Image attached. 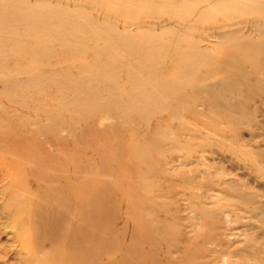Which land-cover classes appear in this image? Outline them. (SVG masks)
Instances as JSON below:
<instances>
[{"label":"rangeland","instance_id":"1","mask_svg":"<svg viewBox=\"0 0 264 264\" xmlns=\"http://www.w3.org/2000/svg\"><path fill=\"white\" fill-rule=\"evenodd\" d=\"M50 1H53V2H55V1L56 2L57 1L63 2L64 1L63 2L64 5L66 7H68L69 9H77L76 7H78V9L80 8V10L83 13H86L87 16H85V17L81 16V18L79 19L80 21H83V22H79L78 19H74V18L70 17V19L72 18L71 22H73L71 24V26H72V28L74 27L72 29V31L74 29H76L75 28V26H76L78 32H75V30L73 31L76 33V35L73 36L74 38H72L73 39L72 41L69 37V39H68L69 41L65 40L64 42H61V43H65L67 41L68 44L69 43L70 44L76 43L75 40H77L79 37H81V38H79L81 40L80 41L78 40L80 43L78 41L77 42L80 44V48H86V49H88V48L90 49L89 45L93 47V44H92L93 41H89V39L92 38L93 35L98 34V35H100V38H101L106 33L105 30L100 27V21L103 18V12H104V15L109 14L108 17H110V19L107 17V21L110 22L111 24L116 23L114 25H116L119 28H122L124 25L123 23H126V22H132V23L136 22L132 26V29H134V30H136V28H138V25L143 27V24L149 23L148 25L145 24V26L146 27L148 26L147 29H149L150 31L157 32V34H156L157 36H154L152 38L149 36H147L148 38H146V37L141 38L140 37L141 40H143L144 42L146 39H147L146 41H148V40L154 41L156 38H157L156 40L160 39V41L171 40L172 36L170 34H166V35L164 34V36H162V38H164V39L161 40V36H158L159 33H158V31H156L157 28H160L163 25V23H165V22L168 25L171 24V25L175 26V24H177L176 20H178L180 22L183 19L182 18L183 15L186 14V18L188 21L183 22V23H185L186 26H182V25L178 24V25H176V27L177 26H179L180 28L182 27V29H181L182 32L183 31L187 32V33L183 32L185 35L187 34V37L185 36L186 39L196 38V37H197V39L203 38L201 40L204 43L202 42L201 45H203V46L201 48H204V46L206 47L207 45L209 46V43H211V46L207 47L208 51L210 52L208 59L213 58L212 57L213 54L215 56L217 55V52H214L212 49V47L214 46V43L216 42V39H212V36L213 35L216 36L218 34H225L231 30L236 29L234 27V28H225V29H222L220 31H214V28L217 25H220L224 21L225 18L226 19L228 18L227 19L228 21L225 19V22L229 23V24L244 23V24L240 25L239 27L243 29L244 35H248V34L250 36L252 35L251 37H252V40H254V41H257V37H256L257 33L253 32L254 31L253 26L256 24V25H260L261 27H264V0H257V1L252 0V2H250V0H248L249 2L247 0H245V1H243L244 3L239 4L230 10H224L222 12L215 5L211 6V4H209V3L203 2V6H202L201 5L202 2L192 1L196 5L195 6L193 3H191L189 1L191 4H189L187 2L186 3L187 5H185V6L183 5L186 9L182 6V7L175 9L174 11H171V12L167 11L174 18H172L171 16L170 17L168 16L169 18L165 17L166 19L164 18V16L167 13H166V10H164V9L159 10V11L156 8L155 9L157 11L153 8H151L152 10L149 8V9L144 10V11H142L140 9H138V10L134 9L133 10L132 6L134 7L136 5L135 0H129V1L127 0V2H126V0L125 1L119 0L120 3L117 0H114L115 2L113 0H111V3H109V5L110 4H112V5L110 7L111 8H114V6H115V8L119 7L118 9H120V10H117V11H113V9H111L109 7L108 1H110V0L105 1L107 3V4L105 3L107 7L104 6L105 4H104V2H102V0H99V5L97 2L98 0H87V1H89V5H88V2H86L85 0H76L77 2L73 0L74 4H72L73 3L72 0H71V2H69L70 0H50ZM66 1H68V2H66ZM93 1H95V3ZM131 1L133 4H131ZM151 1H154V0H151ZM75 2H76V4H75ZM82 2L84 4H82ZM63 3H61V4H63ZM79 3H80V5H79ZM246 3H248V4H246ZM126 4L129 6L132 5L131 10L133 12V15L130 16V14H127V11L131 12V10H128L130 7L127 6ZM73 5H75V6H73ZM77 5H79V6H77ZM92 5L95 7L90 8V7H93ZM100 5H102V6H100ZM138 5L139 4H137L136 6H138ZM209 5L211 6L210 7L211 11L209 8H207V7H209ZM98 6H100L101 9ZM121 6H124V7H121ZM189 6H190V9H189ZM238 6H239V8H238ZM247 6H249V7H247ZM121 8H123V9H121ZM125 8H126V12H125ZM215 8H217V9H215ZM235 8H236V12H235ZM92 9H94V11ZM213 9H215V10H213ZM149 10H151V11H149ZM202 10H204L203 13L201 12ZM206 10H208L207 11L209 13V14L207 13L208 15L205 14ZM216 10H218V12ZM96 11L99 12V14ZM186 11H187V13H186ZM190 11L192 13L194 11V13L192 14ZM237 11H238V13H237ZM93 12H96V14ZM159 12L161 13V15L163 14L164 16L162 15L163 17H161ZM162 12H164V13H162ZM142 13H144V14H142ZM147 13L151 14V19H146L148 17H144L147 15ZM215 13H216V15H215L216 17L214 16ZM218 13H219V15H217ZM241 13L242 14L245 13V14L242 15ZM155 14H156V16H155ZM172 14H174V15H172ZM157 15H158V17H157ZM167 15H169V14H167ZM190 15H191V18H190ZM203 15H206V16H203ZM94 16H96V17H94ZM147 16H150V15H147ZM154 16H155V18H153ZM177 16H180V18L179 17L178 18L181 20H179L177 18ZM236 16H238L239 18ZM137 17H138L139 22L136 20ZM197 17L202 18V21L204 23L196 20ZM129 18H130V20H128ZM216 18H220V21H219V19H216ZM111 19H114V20L111 21ZM140 19H142V21ZM192 19H193V21H192ZM204 19L206 20V22ZM76 21H78V23ZM84 21H85V23H84ZM171 21H173V22L171 23ZM209 21H212V22L210 23ZM137 22L138 23L141 22V23L138 24ZM215 22L217 25L215 24ZM79 23H81V24H79ZM150 23H151V25H150ZM136 24H137V26H136ZM187 24H191V25H187ZM198 24L200 27L198 26ZM202 24H204V25L202 26ZM90 25H91V28H93V29L90 28ZM93 25H95L97 32H95L96 30H95ZM128 25H130V24H128ZM81 26H82V28H81ZM145 26L143 28H146ZM154 26L156 28H154ZM78 27H79V29H78ZM185 27L187 30L190 29L191 32L187 31L185 29ZM187 27H190V28L188 29ZM244 27H246V28L244 29ZM192 28L194 29L195 32L194 31L192 32V30H193ZM197 28L201 31H199L198 35L194 36L198 32ZM82 29H84V30H82ZM68 30L71 31L70 29H68ZM68 30H67V32H68ZM82 31L86 32L85 37H84V32H82ZM81 32H82V34H81ZM89 32H91V34H89ZM99 32H100V34H99ZM189 33H190V35H189ZM167 35H170V36H167ZM82 36H83V39H82ZM199 36H201V37H199ZM140 38H138L139 40L138 39L137 40L141 41ZM53 43H55V44L58 43V45L60 44V42H53ZM53 43L52 44L49 43L47 45L48 46L47 48H50L49 50H51V52H57L58 50H59L58 52H60L61 47H58L57 45H55V47H54ZM70 44H69V46H70ZM60 45L62 46L63 44H60ZM82 45H83V47H82ZM51 47H52V49H51ZM78 47H79V45H78ZM53 48H56V49L58 48V50L53 49ZM69 51H71V50H69ZM89 51L90 50H88V53H87L84 51H78V49H76L75 54L80 52V53H78V55L77 54L75 55L74 53H72V55H71L70 52H67L66 54L64 53L65 55H63L62 58H60L62 56V55H60V57L57 58L59 60L58 61L59 63L57 64L55 69H53V64L57 59L53 55L52 56L55 58V60L52 59L53 57L51 55H48V56H50L52 58H49V57L47 58V56L46 57L43 56L42 58H39L36 61V59H31L30 56H27V58H26L25 54H20L18 57L15 56L10 61H8L10 66L16 65L18 68L20 67L19 69L22 72L26 73V76L28 77V79L30 77L36 78L38 76L37 81H40V84L39 85L33 84V85L27 86L26 82L28 79L22 73L23 76L20 80H18L17 83H16V81L15 82L12 81V84L13 85L15 84L14 86L16 88L11 85L12 89L10 88L7 92L3 91L0 88V93L1 94L3 93L2 95H0V100H1L0 101V107H1L0 108V166L2 165L1 167L5 168V169L0 168V264H35V263L36 264H42V262L44 264H123V263L124 264H176V263L177 264H182V263H184V264H202L206 259H203V258L201 259V257L203 255L205 256V254L202 255L200 253L201 252L203 253V250H204V253H206V251L211 247L210 244L213 241L219 242V240L221 241L223 239L221 242L225 241V246L230 247V244H227L226 241H227V238H229L227 236H229L231 234V232H232V234L235 235L234 237H237L234 239V241L238 240V242H235L233 249L235 248L234 250L236 251L239 248L238 250L241 252V254L243 252H245L242 250V249L245 250V248L242 247V244L245 243V240H244L245 237L243 236V235H245V233L246 234L249 233L252 235V233L254 232L253 235L257 234L255 236H258L261 239H264V232H261V231H264V222H263L264 221V209H262V210L260 209V208L264 207V121H263L264 120V114H263L264 108L261 109L263 104H264V103L261 104V102H262L261 97H264L263 96L264 92H262V90L264 89V84H263V82H264V75L263 74L264 73H262V72H264V61H263L264 60V48H263V54L260 56L259 55L257 56V54L253 53V58H255V57L261 58V59H256V60H259V61H257V63H252L250 65H248V63H246V67L243 68V70H244L243 75L240 74V76H239L240 78H238V80L240 79V82H241V80L243 82L240 83L238 81H235L234 83H232V85L230 84L231 86H228L229 87L228 89L226 88L223 91V93H221V94H223V96L226 95V97H229L230 99L223 97L221 94H217V93L210 92V91H208V93H206V95H205L206 99H207V95H208V99H210L211 102L209 100H205V104H204L205 113L204 114H207L210 117L204 115L203 116L204 119H203V117H199L200 115L197 114V112H199L198 111L199 110L198 108L200 105L199 101H201V104H203L204 99L202 102V98H200L201 96L200 95L198 96L197 92H195L194 86L192 88L193 83L195 84L200 79L199 71H195V72L191 73V75L188 77L190 81L186 77H184L181 80L182 82H185L187 84V86L185 88L181 89L179 91L180 93H178V95L183 93V95H180L183 98V100H185V98L189 97V95H190L192 101L188 98V99H186V102L188 100H190L188 102H192V105L194 103L195 104V106H193L194 108L192 107L191 103L190 104L188 103L191 107L187 103H186V105H185L186 107H185L184 101H182L183 103L182 102L175 103V102L171 101L169 103H171V104L174 103L172 105L173 106L175 105L174 108H176V109H172L173 106H171V104H169V103L166 104L167 105L166 108H163L164 106L161 105L162 109L160 106H159L160 107V109H159V107L157 106L158 105L157 101H159V99L158 100H156V99H157V97L160 98V96H156V93H158L161 89L159 87L160 84H158L155 81L158 80L157 78L160 77V75H161L160 69L165 70L168 67L167 70L169 72L167 70L163 71L164 75L162 73V76H161L162 79L160 77V81L165 80L164 82H169V81L171 82L172 81L171 79H172L173 73H174V71H173L174 69L172 70L171 67H173V66L170 63L166 62V64L164 63L163 66H161L160 68L157 67L155 69V73H154V70H152L153 73H151L152 72V71H150L151 69L148 68L149 64L152 63V61L159 59V57L156 58L155 55H154L155 59L153 58V56L151 57L152 59H150V56H149V59H148V56L145 59L146 61H147V59L149 61V62L147 61L148 65L144 66L145 69L143 68L144 70H146L143 72H146V73H143L141 71L143 69H141V68L137 69L139 67L138 66L139 64L136 65L135 61H133L134 63L131 62L130 67H128V71L130 70V72H135L136 75L138 73H140L141 75L140 76L137 75L135 78L139 79L140 82H142V85L146 84L145 86H142L140 84L138 87L139 90H137V88H136L137 82H135L136 84L135 83L133 84L135 86V88H133L129 84H126V83L124 84V80L126 78L125 75L124 76L122 75V73H124V71H122V73L115 74L116 77L118 76L117 80H119V82H120V83L118 82L119 86L122 87V89L120 88L119 91H122V93H126V94H124L125 96L120 98L119 103L109 105L111 107L107 112L97 113V115L95 116L96 113H95L93 107L95 108V106H97V105H98L97 107H101V106L111 102V99L107 101V98L110 97L111 95H114V94L110 93L111 95H109L108 92L104 91L101 88H100L101 90L100 89L99 90L94 89L95 84L93 85V82L92 83L90 82L92 79L91 76L92 75L94 76V74L95 75L97 74L96 73L97 67H95L96 66L95 64H99V65H97L99 68V66L101 67V66L108 65V64L104 65V63H109V65H110V62H112V60H110V62H109L107 57L105 58V56H101V58H100V56H98L99 58H97V59L98 60L100 59L101 61H97V59H96L97 56L95 57L92 53H90L91 51L90 52ZM86 53L88 56L85 55ZM79 54H80V56H79ZM82 54L85 55L86 57L83 56ZM74 55H75V57H77V56L79 57V58L78 57L76 58V59H78L77 61H74V60H76V59H74ZM92 55L95 57V59H94V57H92ZM251 55L252 54H250V57H252ZM80 57H82V60L84 59V62H80L83 66L88 64L86 69L82 68L81 64L79 65L78 62H79ZM112 57H113V55H112ZM112 57L111 58L108 57V58L112 59ZM64 58L69 59L71 61L70 63H77V65L74 64L76 67L73 64L69 65V62H68V64L67 63H64V64L61 63V60H63ZM72 58H73V60H72ZM89 58H91L92 60L90 59L91 61L90 60L88 61ZM242 58L246 59V56H244ZM242 58L240 55L239 60L240 59L242 60ZM24 59L26 62L24 61ZM40 59H42V61ZM161 59H163V57H161ZM69 60H64V61L66 62ZM85 60H87L88 62ZM150 60H152V61H150ZM46 61L48 63H52V65H51L52 67H50V66L46 67L45 65L48 64ZM64 61H62V62H64ZM206 61H205L206 64L204 63L205 69L209 68L211 63L213 64V62H211L209 64V61H212L211 59L209 61L206 59ZM32 62H33V64H32ZM42 62H43V64H42ZM30 63H31V65H29ZM132 64L137 66V68L134 65H133L134 68H132ZM144 64H146V62ZM254 64L255 65L258 64V65L255 66ZM35 65H38L37 67L42 68V70H41L42 73L37 74L35 72H32L31 70H24L23 71V68L27 69V68H29V66H35ZM67 65L69 67H67ZM72 65L74 66V68H72L73 67ZM169 65H171V67ZM92 67L94 69L95 68L96 69L94 70ZM146 67L148 70L150 69L148 71L150 74L147 72ZM251 67H253V69ZM43 68H45V70ZM50 68L52 71L50 70ZM80 68H82L83 71L84 70H87V71H84V73H83L81 71L82 69L80 70ZM89 68H90V71H89ZM163 68H165V69H163ZM248 68H251L252 71L250 72V70ZM69 69H70V71H72V73L69 71ZM48 70H50V71H48ZM62 70H64L65 73H63ZM158 70H160V71L157 72ZM30 71H31V73H30ZM67 71H69L70 73ZM80 71H81V73H80ZM257 71H258V75H256ZM50 72H53V73H50ZM171 72H173V73H171ZM208 72H205V73H207V74H205L206 79H207L206 83L211 84V82L213 81L212 79L215 77L212 76L211 71L209 73ZM56 73H58V75H60L62 77L61 78H60V76L57 77L58 75H55ZM62 73L64 76L62 75ZM82 73H83V75H82ZM85 73L89 74V76ZM91 73H93V74L91 75ZM65 74H66V76H65ZM119 74L121 77L119 76ZM215 74L217 75V73H215ZM170 75H171V77H170ZM75 76H77V77H75ZM85 76H88L89 79ZM147 76L155 77L156 80H155V78H152V77L150 78V80H148V78H145ZM255 76H258V78ZM164 77H165V79L163 80ZM208 77L210 79L212 78L211 79L212 81L210 79H208ZM243 77H247V79H245ZM59 78H60V81H59ZM66 78H68V79L72 78L74 81L77 79V81H76V83L73 80L67 81ZM54 79L55 80L57 79L56 80L57 83H60V84L55 83L56 81ZM61 79H62V81H61ZM218 79L219 78L217 76L215 78V80H218ZM65 80H66V82H65ZM86 80H87V83L89 85L86 83ZM145 80L147 82L149 81L148 83L153 81V84H151L152 82L150 83L153 86V88H154V85L156 87V83H157V85H159L158 86L159 88H157V89H160V90L155 91L150 84L145 82ZM259 80H261V81H259ZM48 81H49V84H47ZM160 81H158V82H160ZM50 82H52V84ZM248 82L250 83V85L252 87L248 85L249 84ZM85 83L87 85H84ZM237 83L239 86L243 85L244 90L242 88H241L242 89L241 90L239 88V86L236 85ZM21 84H23L24 86ZM53 84L56 87H54ZM61 84H63V85H61ZM64 84H66L67 86H65ZM72 84L74 87L72 86ZM147 84H148V86H147ZM44 85H46L45 89H44ZM58 85H60L61 87H59ZM256 85H258V86H256ZM63 86L66 87V89ZM88 86H91L92 90H95L98 94V95L96 94L97 95L96 99H94L93 102L90 103L91 105L89 104V101H87V102L81 101L83 99L82 97L85 96V94H84L85 91L91 89V87L89 88ZM137 86H138V84H137ZM235 86L237 87V89L234 88ZM259 86H260V88L258 90ZM19 87H21L22 92H21V89ZM25 87H28V88H25ZM53 87L55 89L57 88L61 91L63 89L64 91H62V93H61V91H59L57 89L55 90ZM68 87L70 88V92H69V90H67V89H69ZM76 87L77 88L81 87V89L79 88V90H78ZM140 87H141V90H140ZM231 87H233L235 90L233 88H232L233 89L232 90ZM261 87H263V88L261 89ZM52 88L54 89V91ZM60 88H62V89H60ZM123 88H125V89L128 88V89L127 90L124 89V91H123ZM142 88H143V90L146 88L149 91L152 88L153 90L151 89L150 92H151V94L154 95V96L151 95L154 98L150 97L152 102L150 101V99H148L150 104L148 103V100H146L147 105L145 104V101H142L143 105L141 106V104H142L141 101L138 102V100H135V102H133V101H131L130 97H132V95L134 94L133 97L135 99L137 95H135L134 92H136V91L143 92ZM17 89L20 91H16ZM26 89H30L31 91L30 90L27 91ZM40 89H42L43 92ZM73 89H74V91H72ZM190 89H192L193 91L192 90L188 91ZM230 89H231V91H230ZM33 90H34V92H33ZM38 90H39V93L41 91V93H43L42 95L46 96V98L44 97L45 100L47 99V101H48V98H51V96H52V100L50 99L49 100L50 102L47 103V101L44 100L43 96L40 95L41 93L40 94L37 93ZM50 90H51V92H50ZM132 90L133 91L136 90V91L133 92ZM14 91H16L17 93ZM76 91H78V92L75 93ZM234 91H238V92H234ZM241 91L244 93H242ZM20 92H21V94H20ZM79 92H81V93L79 94ZM99 92H101V93H99ZM132 92H133V94H132ZM191 92L192 93L194 92V93L191 94ZM225 92H227V93H225ZM239 92H241V94L244 97L241 96L240 94H238ZM140 93L137 92L136 94H139V96H140ZM159 93L157 95H160ZM209 93H210V95H211V93L212 94L214 93L213 94L214 96L212 95V97H210ZM72 94H74L73 95L74 97L71 96ZM82 94H83V96H82ZM35 95L40 96V97L38 98ZM48 95H49V97H48ZM126 95L129 97H127ZM220 95H221V98H220ZM21 96H22V98H21ZM192 96H195V97H192ZM197 96H198L199 101H197ZM247 96L248 97L250 96L252 99H250V97H249V99L252 101H249L248 103H246L248 101ZM23 97H24V99H23ZM75 97H77V98H75ZM233 97L237 101V102L236 101L233 102L235 107L236 106L237 107L239 106L240 108L242 107L241 111H243L244 113L240 112V114L242 115V113H243V116H241V115H239V113H237V112H239L237 110L239 107L233 108L235 110V112H234V110H232L235 113L236 117H234V113L232 114V112L229 110V107L228 108L222 107L223 111L222 110L219 111L220 108L216 107V110H215V106H214L215 100H213V99L218 98L219 100L223 101V99L225 98L223 103H225V102L231 103L234 100ZM241 97L245 98L247 101L246 100H244L245 102L242 101L243 98H241ZM5 98H8V99H5ZM18 98H20V100ZM25 98H27V99H25ZM33 98H35L36 100H34ZM40 98H41V100H40ZM72 98H74V100H76L75 102L79 101L75 107L76 108L78 107L77 109L83 108L84 110H82V111H85L84 113H82V111L80 113L74 112L76 109L74 107L75 102ZM227 99L230 101H227ZM259 99H261V100H259ZM19 101L22 104H20ZM195 101H197V102L195 103ZM155 102L157 103V105H155ZM251 102H254V103L250 104ZM255 102L257 103V105L255 104ZM15 103H18V105H16ZM128 103H130V105ZM152 103L154 105H152ZM181 103L183 105H181ZM28 104H29V106H28ZM32 104H34V106H36L35 107L36 109L34 108V106ZM49 104L52 106H49ZM82 104L84 107H80V106H82ZM99 104H100V106H99ZM225 104L227 106V103H225ZM39 105L42 106V107L40 106L41 109H40ZM116 105L117 106L119 105L122 110L118 111L116 109ZM136 105H138V107ZM245 105H246V107H245ZM43 106H44V109L46 108L45 110L43 109ZM152 106L153 107L156 106V108H158V109H156L155 107L153 108ZM177 106H179V107H177ZM183 106L186 110L182 109ZM254 106H255V108H254ZM256 106L258 107V110H257ZM56 107H57V110H55ZM69 107H70V109H69ZM120 107H119V109H120ZM205 107L209 108V109L207 108V112L208 113L210 112L209 114L206 112ZM26 108H29V109H26ZM72 108H73V111H72ZM145 108L154 109L153 112L155 113L154 114L155 117L153 115H151V116H153V118H152V117H150V115H148L146 117V119H143L140 114H141V112L144 113ZM188 108H189L188 111L191 112L192 114L187 113ZM244 108H246L248 110H246ZM249 108L252 111H254V113L252 111H250ZM1 109L3 111H1ZM13 109H14V111L16 110L15 112L17 114L14 113ZM48 109H50L51 111L49 110V112H47ZM58 109H59V111H58ZM65 109L66 110L68 109L70 111H67L68 113L64 112ZM163 109H164V111H163ZM32 110H34L35 113ZM42 110L45 114H42L43 113ZM86 110H88V111L86 112ZM157 110H158V112H157ZM193 110H195V111H193ZM36 111H39L38 116H36L37 115ZM55 111H56V113H55ZM60 111H62V112H60ZM172 111L176 112V113L175 112L174 113H175V115H177L179 117V119H180V117H181V119L183 118V116H184L183 113H184L185 116L182 119V121H180L181 119L177 121V116L175 118L174 117L175 115ZM227 111L229 113H227ZM12 112L14 113L15 118L12 116L14 119L13 118L10 119L11 115H13ZM18 112H20V114ZM46 112H47V114H46ZM50 112L51 113L53 112V113L51 114ZM72 112L74 115H76L78 113L80 116V114H82L81 115L82 118H81V116L77 117L78 114H77V116H74L72 114L68 117V114L72 113ZM162 112H165V113H162ZM220 112L222 114H224V116L227 114L226 118L221 117L222 115L220 114ZM249 112H250V115L252 113V116H254L253 119H252V116L250 117V115L248 114ZM57 113H58V115H61L60 116L61 119L59 118ZM114 113H116V114H114ZM147 113H150V111H148ZM21 114H22V116H21ZM27 114L29 115L28 117L25 116ZM86 114L87 115L92 114V115L86 116ZM108 114H110V115H108ZM188 114H190V115H188ZM193 114H194V116H193ZM246 114L249 115V118ZM15 115H18V116H15ZM105 115L107 116V118ZM138 115H140V117ZM229 115H231V116H229ZM232 115L234 118L232 117ZM20 116H21V118H20ZM23 116H25L24 118H26V119L22 118ZM34 116H36V119L38 118L41 120H38V119L36 120ZM48 116H51L52 120H51V117H48ZM103 116L105 117L106 120L103 118ZM168 116H169V118H168ZM237 116H238V118H237ZM53 117L55 119L54 121H53ZM84 117H85V119H84ZM126 117L128 118L129 121H131V120L132 121L129 122ZM136 117H137V119H136ZM170 117H171V119H170ZM227 117L230 119L229 121H228ZM239 117H241V120H239ZM28 118L30 119L27 122L29 124H26V121ZM56 118H59V119H56ZM71 118L73 119V121L71 120ZM89 118H90V120H89ZM96 118H98V119H96ZM148 118L149 119L152 118V119L149 120ZM199 118H201L200 121H202V119H203V122L205 125L202 128H206V130L201 129V126L199 125V123H200ZM45 119H47L49 122ZM74 119H76L78 121H76V120L74 121ZM82 119H84L86 122H88L87 126L84 123L85 121ZM123 119H124V121H123ZM173 119H174L173 122H175V123L171 122V120H173ZM184 119H187V121H184ZM223 119L226 121L224 122ZM231 119L233 120V122H239V123H237V124L233 123V122H231L232 121ZM10 120H12V121H10ZM19 120H21V121H19ZM33 120L34 121L36 120L37 122H34ZM91 120H93V121H91ZM99 120H101V121L103 120V121L99 122ZM192 120H194V121H192ZM242 120H244V121H242ZM45 121L49 123V126H51L50 128L48 126V123H46ZM52 121L54 122V124ZM55 121L57 123H55ZM211 121H212V123H211ZM93 122H95L96 124ZM177 122H178V124H177ZM242 122H244V123H242ZM249 122H250V124H249ZM9 123H11V124L13 123V125H11V126H13L12 129H14V131H12L11 129L9 130V128H10V127H8V126H10ZM75 123H76V125H75ZM163 123H165V125H163ZM166 123H167V125H166ZM180 123H181V125H180ZM232 123L234 125L236 124L235 126L238 125L236 127V129H235V126L232 125ZM247 123H248V125H247ZM259 123H261V124H259ZM7 124H8V126H7ZM21 124H24L26 129H25V127H23V125L21 126ZM158 124L161 126H158ZM170 124H171V126H170ZM222 124L223 125L225 124V125L223 126ZM243 124L246 126H244ZM31 125L35 128L34 130H33V127L32 128L30 127ZM45 125H47V126H45ZM176 125H179L180 129H178L179 126L177 127ZM6 126H7V128H6ZM78 126H79V128H78ZM162 126H166V127L168 126L169 128L163 127V129H162ZM189 126H192V127L194 126V127L192 128ZM256 126H257V128H256ZM16 127H18L19 130ZM37 127H39V128H37ZM80 127H81V132L82 133L86 132V133L82 134L80 132ZM120 127H121V130H120ZM158 127H159L160 131L158 130ZM112 128L117 131V135H116L115 130H114V132L112 131L113 130ZM249 128H250V130H249ZM164 129L166 131H164ZM171 129L176 130V133H175V131L173 132V130L171 132H169ZM4 130H6L8 133ZM20 130L22 131L23 134L19 132ZM38 130L40 131V133L42 131L43 136H42V133H41V135H39L40 133ZM75 130H76V132H75ZM122 130H124L126 133H129V134L127 135L125 132H122ZM131 130H132V132H131ZM199 130H202L200 133L202 136L199 135ZM254 130H255V132H254ZM9 131H11L12 133ZM210 131L212 134L210 133ZM28 132H32L34 134H36L38 132V134H36L35 136H34V134H32V137H31V135H30L31 133H28ZM101 132H103V133H101ZM105 132L109 133V134L104 136ZM237 132L240 136L237 134ZM249 132H251L252 134H250ZM253 132H254V134H253ZM119 133H120V135H118ZM121 133H123V136ZM156 133H157V135H156ZM67 134H70V136L73 135L77 139L76 138L73 139V136L70 138V136ZM142 134H144V135H142ZM177 134H178V138H176ZM112 135H116V136H112ZM162 135L165 138H163ZM203 135H204V137H203ZM215 135H216V137H215ZM234 135L236 136V139L234 138ZM39 136L43 137L44 139L46 138V140L48 139L49 143H47L46 140L44 141V139L40 138ZM47 136H49V137H47ZM127 136H129V138L132 137L131 140ZM160 136L162 137V139H160L161 138ZM35 137H37V140L35 139ZM122 137H124L126 139H123V141H122V139H121ZM155 137H156V139H155ZM54 138H56V139H54ZM58 138L60 140H58ZM141 138H143L144 141ZM144 138H146V139H144ZM204 138H205V140L203 142L202 140ZM240 138H242V139H240ZM2 139H3V142H2ZM49 139L52 141H50ZM164 139H165V142H164ZM175 139L177 142H175ZM178 139L180 140V142ZM216 139H217V141H216ZM221 139L224 141H221ZM237 139H238V141H237ZM32 140H34V141H32ZM228 140L230 143H232V146H231L232 148H230V143L228 142ZM242 140H244V141H242ZM4 141H6V143ZM55 141H57V142H55ZM62 141L68 142V143H66L67 145H65V142H62ZM129 141L131 142L130 144L127 143ZM142 141L144 142L145 145L144 144L142 145L139 143ZM201 141L204 143V145L206 147H203L204 145ZM28 142L31 144H28ZM224 142L225 143L227 142L226 143L227 147H225ZM247 142H250V143H247ZM51 143H55V145L57 147L54 144L50 145ZM118 143H119V146L117 145ZM125 143H127L126 145H129V146L125 147ZM165 143H167L168 145H166ZM215 143H216V145H215ZM238 143L240 144V146H238L239 145ZM24 144H25V146H24ZM137 144L139 147L137 146ZM157 144H158V146L159 145L160 146L158 147ZM161 144L162 145L165 144V145H163V147H161ZM169 144H171L172 147ZM228 144H229V146H228ZM27 145L29 146L28 149H26ZM62 145H64V146H62ZM133 145H134V147H133ZM201 145H203V146H201ZM223 145H224L225 149H224ZM241 145L245 146V148H244L245 149L244 150L245 155H243V156L240 153H239L240 155L238 154V152H239L238 147H241ZM40 146H42V148ZM51 146H53V147H51ZM65 146H67V147H65ZM249 146H251V147H249ZM16 147L18 148V150ZM144 147H146V148H144ZM173 147H175V148H173ZM197 147L199 149H197ZM77 148L78 149L80 148L79 151H77L78 150ZM119 148L121 151L119 150ZM149 148H152V149L149 150ZM156 148L158 151L159 150L160 151L157 153L156 152L154 153L153 149H156ZM169 148H171V149H169ZM226 149L227 150L229 149V151H227ZM73 150H75L76 153L78 152V154H75ZM122 150H124L125 153ZM125 150H127V151H125ZM157 150H155V151H157ZM162 150H164V151H162ZM170 150L172 153H170ZM180 150H182V151L180 152ZM231 150H234L235 152L232 151V153H231ZM44 151H46V152L44 153ZM119 151H120L121 155H119ZM149 152H150V154L152 153L155 156V158H153L154 156L152 154H151V156H149ZM161 152H168V154L170 153L172 155L169 154V156H168L166 153H161ZM225 152H228V153H225ZM253 152L256 153V155H257L256 157L254 156L255 154ZM13 153L17 157L13 156ZM64 153H66V154H64ZM128 153H129V155H127ZM159 153H161V156H157V154L159 155ZM236 153H237V155H236ZM247 153H248L247 157L248 156L249 157L247 160H245L243 157H245ZM251 153L253 155H251ZM46 154L48 155V157L53 158L55 161L53 159L50 160V158L48 160V157L46 156ZM50 154H53V155H50ZM133 154H134V156H133ZM164 154H165V157L167 158L166 161L162 160L165 158ZM72 155H74V156H72ZM141 155H143L145 157V160L142 158ZM145 155L146 156L148 155V156L146 157ZM63 156L65 158L67 157L68 159L66 158V160H65V158ZM130 156H132V157H130ZM251 156H253V158L254 157L255 158L252 159ZM74 157H75V159H74ZM133 157L134 158L136 157V159H138V158H140V159L133 161V160H135V159H133ZM149 157H151V159H149ZM158 157H160V158H158ZM56 158H59L60 160H58ZM249 158L251 159V162H250ZM256 158H258V159L256 160ZM147 159L151 160L153 163L152 162L150 163V161L148 162ZM158 159L162 160L164 163L163 162L161 163V161H159ZM174 159L176 162L173 161ZM176 159H178L179 161ZM201 159H203V160H201ZM69 160H72L71 163ZM140 160H142V162L145 161V163H143V167L141 164L142 172H141V169L139 167V164L141 162ZM10 161L15 163V167H14V163H11ZM57 161H59V162H57ZM132 161H133L132 166L134 167V169L136 166H138V167H136L138 173L141 172V174H143V172L146 171V173L144 174V177L139 178V177H141L140 176L141 174L140 173H139L140 175L137 174L136 170H134L133 167L130 166L132 164ZM170 161H172V163H174V164H172ZM25 162H26V164H25ZM78 162L81 163V167H79L80 163H78ZM122 162L124 163V165ZM134 162L136 164H134ZM154 162L159 163V165L157 164L158 168H156V165L154 166V164H155ZM244 162H245V164H243ZM4 163H5V165H4ZM23 164H25V165H23ZM255 164H257V165H255ZM148 165H150V168ZM17 166H19L20 169L17 168ZM76 166L79 167L78 170L76 169L77 168ZM84 166H86L87 168ZM255 166H256V168H255ZM6 167H7V169H6ZM113 167H115L114 171L112 170ZM144 167L146 168V170ZM151 167H152V169H151ZM257 167H259V168H257ZM8 168H10L11 171ZM211 168H213V169H211ZM153 169H156L157 172L155 170L153 172ZM165 169H166V171H165ZM210 169L212 170V172ZM254 169L258 170V171H255ZM8 171H9V173H7ZM148 171H149V173H151L150 171H152L153 173L149 174ZM198 171H199V174H198ZM201 171L202 172L204 171L203 175H200L202 173ZM220 171L223 173H221ZM160 172H162V174ZM85 173H87V174H85ZM166 174H167V176H166ZM145 175H146V177H145ZM206 175H207V177H205ZM217 175H218V178H217ZM21 178H23V179L21 180ZM137 178H138V180H137ZM149 179L151 182L148 181ZM141 180H142V184L140 183ZM156 180L157 181L159 180L161 182H156ZM162 180H163V183H162ZM214 180L215 181L217 180L219 183L216 181L218 183L217 184ZM22 181H25V182H22ZM83 182L86 186V187L83 186L85 188L84 191L88 192V193L86 192L87 195L84 194L85 195L84 198L87 199L86 201L89 200L91 203L94 202L93 204H89L90 206H86V204L89 201L85 202V200H84L85 203H83L82 206L79 203L81 197L77 196V191H78L77 187L82 188L81 184H83ZM86 182H87V184H86ZM101 182H102V184H101ZM143 182H145L146 184ZM213 182L216 183L217 185L214 186ZM225 182H226V184L228 182L229 183L231 182V184L228 183L226 186ZM137 183H140V185ZM238 183H239V185H237ZM208 184H210V185H208ZM195 185H196V187H195ZM218 185H220V186H218ZM230 185L232 186L231 190L229 188ZM87 186L88 187L90 186L89 187L90 189H88ZM200 186H203V187L201 188ZM206 186L208 187V190H207ZM211 186H213V187H211ZM236 187L237 188L239 187L237 191H236V189H237ZM245 187H247L248 189ZM94 188H96V189H94ZM226 188L230 192H228V190ZM240 188H241V190H239ZM242 188L246 189V190L244 191ZM201 189H202V191H201ZM213 189H215L214 192H213ZM92 190H94V191H92ZM96 190H98L97 192L99 193V195L96 193L98 196L96 194H94L96 192ZM133 190H134V195L131 194V192H133ZM145 191H146V194L147 195L149 194L151 197H149V198L146 197L147 195L144 194ZM147 191H149L151 194L149 192L147 193ZM238 191H239V193L242 192L243 194L242 193L237 194ZM206 192L209 194L211 192V194H210L211 197H208V195L205 194ZM90 193L92 196L89 197ZM212 193H214V194L216 193L217 197L213 196L214 194H212ZM132 195H133L134 201H132ZM240 195L242 197V200H240L241 197H239V198L237 197ZM249 195H251L253 198L255 197L254 200ZM76 197L77 198L79 197V198L77 199ZM91 198L92 199L94 198V200H91ZM95 198H96V200H95ZM98 198H99V201H97ZM243 199H245V200H243ZM77 201H78V203H77ZM240 201H242V202H240ZM256 202H258V203H256ZM135 203H136L137 207L139 208V210L134 205ZM93 205L97 208V210H96V208L94 209ZM260 205H263V206H261L259 208V210H258L259 212L257 211V209H258L257 207H256V209H253V208H255L254 206L259 207ZM155 206H158L157 208H159L160 210L163 208V210L161 212H159V209L157 210V208H155ZM249 206H251L252 208ZM76 208H78V209H76ZM80 208H81V210H80ZM155 209L158 212H156ZM149 210H151V211H149ZM255 210L257 211L256 213H255ZM147 211L149 213H152V214L155 211V213L152 216ZM204 211H206V212H204ZM78 212H79V214H78ZM94 212H95V216L92 217L94 219L93 220L90 216H92V214L94 215ZM96 212L98 215L96 214ZM34 213H35V215L36 214L37 215L36 216L33 215ZM85 213L89 217H87L85 215ZM88 213H90V214L88 215ZM204 214H206V215H204ZM84 215H85V217H84ZM137 215H139V217H137ZM135 216H136V218H135ZM30 217H32V220ZM96 217H98V218H96ZM152 217H154V218H152ZM164 217L166 218L167 221L163 220V219H165ZM171 217L176 222L172 221L170 219ZM200 217L204 218V219H202V218L201 219L203 220V223L205 222L204 224L206 227L203 225L202 220H199ZM211 217L213 219H216V220L215 221L212 220ZM228 217H230V218H228ZM250 217H252V218H250ZM254 217H256V218L254 219ZM205 218L207 220H205ZM45 219L49 221V224L46 225ZM134 219H136V220H134ZM137 219H138V221H137ZM209 219L212 220V222L214 221L213 223L215 225H212L213 223L211 224V221ZM225 219H227V220H225ZM89 220H90V222H89ZM192 220H194V222ZM195 220H196V222H195ZM170 221L174 222V224L175 223L177 224V221H179V222L177 225L175 224V226H173V223H172V225L170 227V224H169ZM216 221H218L219 224H216V223H218ZM225 221H228V222H225ZM258 221H261V222H258ZM165 222L168 223V225H167V223L165 225L167 227V229L165 228V226L163 224ZM83 223H84L85 228H83L84 226H82ZM194 223H196V224H194ZM209 223H210V225H209ZM223 223H225V224H223ZM33 224H35V225H33ZM157 224L159 227L157 226ZM134 225L140 229H138ZM221 225L223 227H220ZM232 225H233V227H232ZM42 226H45L46 233L39 231V228H41ZM75 226H77L78 229H76L77 227L75 228ZM80 226H81V228H79ZM87 226H88V228H87ZM145 226H149V227H145ZM178 226H179V229L177 228ZM207 226H210V227H207ZM257 226H258V228H257ZM37 228H38V230H37ZM254 228H256V229H254ZM50 229H52V231L54 230V234L49 237L48 232L50 231ZM80 229L81 230L83 229L82 231H80L81 233L78 232ZM91 229H93L94 232ZM176 229H178V230H176ZM203 229H204V231H202ZM205 229H208L207 231H209V232L205 231ZM209 229L211 230V233H213V235L210 233ZM214 229H216V230H214ZM223 229H225V230H223ZM241 229H243V230H241ZM96 231H99V232L96 233ZM132 232L135 234L134 236L132 235ZM172 232H174V233H172ZM202 232H203V235H202ZM205 232H207L210 236H208V234L206 235ZM229 232H230V234H228ZM177 233H178V235H177L178 237L175 235ZM224 233H225V235L227 233L226 237L224 236ZM240 233H241L242 237L238 235ZM35 234H36V236H35ZM41 234H43V235H41ZM179 234L182 236L180 237ZM196 234H197V236H196ZM220 234H221V236H220ZM204 235L207 236V239L210 238V240H208L209 242L206 240V237H204ZM183 236L186 238H184ZM188 236H190V237H188ZM194 236H196V237H194ZM238 236L240 237V239ZM133 237H134V239H132ZM135 237L137 238L136 240H135ZM176 238H180V239H178L179 241L177 240L178 242L176 241ZM181 238H183V239H181ZM194 238L199 239V241L196 239L197 242L203 241L204 243L201 242L203 245L206 246V243H207V245H209V246L204 248L203 245L202 246L200 245V247H201V249H200L199 244H201V243H198V244L196 243L197 245L195 244L196 245L195 246L193 244V241H196ZM218 238H221V239H218ZM242 238H244V239H242ZM99 239H100V241H99ZM171 239L172 240L174 239V242H176V243H174ZM132 240H133V242H132ZM170 240L172 241L171 244L174 243L175 246L172 245L170 247V245H171ZM204 240L207 242H205ZM76 241H78V242H76ZM75 242L78 245L75 244ZM93 242H95V244ZM99 242H101V243H99ZM186 242H187V244H186ZM166 243H168L170 245H168ZM177 243H179L180 245ZM185 244H186V246H185ZM79 246H81V247H79ZM191 246H194V247H191ZM197 246H198V248H196ZM89 247H91V248H89ZM93 247H96V249H94ZM132 247L133 248L135 247L136 250L133 251ZM166 248H168V249H166ZM190 249H192V250H190ZM78 250H80V252ZM82 250H83L84 254L81 253ZM238 250L236 252H239ZM174 251H175V253H174ZM198 251L200 253H198ZM149 252H151V253L149 254ZM86 253H87V256H86ZM133 253H134V255H132ZM188 253L191 254L192 261L189 258L190 255ZM169 254H170V258L172 257L171 261L169 260L170 259ZM206 255H208V254L206 253ZM165 256L167 258H165ZM178 256H183V259H182V257L179 258ZM187 256H188V258H187ZM194 256H196V257H194ZM33 257H35V259ZM207 257H208L207 260L210 261V263H208V264H214V263L215 264H222V263H220V261H221L220 259H218V261H216V259L213 258L212 256H211L212 259L210 258V256H207ZM194 258L195 259L199 258V259L194 260ZM37 260H38V262H37ZM231 260L233 261V259H231ZM231 260L229 259V261H231Z\"/></svg>","mask_w":264,"mask_h":264},{"label":"bare ground","instance_id":"2","mask_svg":"<svg viewBox=\"0 0 264 264\" xmlns=\"http://www.w3.org/2000/svg\"><path fill=\"white\" fill-rule=\"evenodd\" d=\"M74 1H76V0H74ZM74 1L72 0V4H74ZM86 2H88V5H89V1H87V0H85ZM106 0H102V2H104V4L106 3L105 2ZM114 1V0H113ZM118 2H119V0H117ZM116 1V2H117ZM125 1V0H124ZM129 1V0H128ZM136 2H135V4L137 5V4H139L138 6H132V5H127V6H129L130 8L128 9V10H131V6H132V9L134 10V9H140V10H142V11H144V10H147V9H151V8H153V9H158V11L159 10H166V13L167 14H169V15H163L164 16V18L166 17H170L171 15H170V13H168L167 11H169V12H171V11H174L175 9H177V8H179V7H182L183 5L185 6V5H187L186 3L188 2L189 4H191V3H193L194 4V2H192V1H196V2H202L201 3V5L203 6V2L204 3H209V4H211V6L213 5H215L218 9H220V11L222 12V11H224V10H230V9H232V8H234V7H236L237 5H239V4H242V3H244L243 1H245V0H154V1H151V0H135ZM191 3H190V2ZM248 1V0H247ZM254 1V0H253ZM255 1H257V0H255ZM64 2V1H63ZM63 2H59V1H55V2H53V1H50V0H0V88L3 90V91H8L10 88L12 89V86L13 87H15L13 84H12V81L13 82H15L16 81V83L18 82V80H20L21 78H22V76H23V74L26 76V73L25 72H22L16 65H9V63H8V61H10L13 57H15V56H19L20 54H25L26 55V58H27V56H30L31 57V59H36V61L39 59V58H42L43 56H47V58L49 57V58H52L53 56L54 57H56V59L58 58V57H60V55H62L60 58H62L63 57V55H65L67 52H70V54L72 55V53H74L75 54V52H76V49H78V51H84V52H87L88 53V50H90L89 52L90 53H92L95 57H96V59L97 58H99L98 56H100V58H101V56H105V58L107 57V59L109 60V62H110V60H112V62H110V65H109V63H104V65L105 64H108V65H105V66H99V68H98V66L97 65H99V64H95L96 66L95 67H97V74L95 75L94 74V76L92 75L93 73H91V83L93 82V85L95 84V87H94V89H97V90H99L100 88L101 89H103L104 91H106V92H108L109 93V95H111L110 93H112V94H114V95H111L110 97H108L107 98V101L108 100H110L111 99V102H109V103H107V104H105V105H103V106H101V107H97V106H95V108L93 107V109H94V111H95V116L97 115V113H102V112H107L109 109H110V107L111 106H109V105H111V104H117V103H119L120 102V98H122L123 96H125L124 94H126V93H122V91H119V89L121 88L122 89V87H120L119 86V80H117V78H118V76L116 77V75L115 74H117V73H122V71H124V73H122V75L124 76L125 75V80H124V84L126 83V84H129L130 86H132L133 88H135V86L133 85L135 82H137V84H138V86H137V84H136V88H137V90H139L138 89V87H139V85L141 84L142 85V82H140V80L139 79H136L135 77L137 76V75H141L140 73H138L137 75H136V73L135 72H130V70L128 71V67H130V65H131V62L132 63H134L133 61H135V63H136V65L137 64H139L138 66V68H137V66H135L134 64H132V68H134L133 67V65L137 68V69H139V68H141V69H145V67L144 66H147L148 65V63H147V61H148V59H149V56H150V59H152L151 57L153 56V58H154V55L156 56V58L157 57H159V59H157V60H154V61H152V60H150V61H152V63H150L149 64V67L148 68H150L149 70L150 71H152V70H154V73H155V69L157 68V67H161V66H163V64L165 63L166 64V62H168V63H170L173 67H171V65H169L171 68H172V70L174 71V73L173 72H171V73H173V77H172V81L170 82H164L165 80V77L163 78V80L164 81H160V77L162 76V73H163V75H164V72L163 71H165V70H167V68L165 69V68H163V69H165V70H162V69H160L161 70V75H160V77H158L157 79L158 80H156V78L155 77H152V76H147V77H145V78H148V80H150V78L152 77V78H155V82H157L158 84H160V86L159 85H157V83H156V87H155V85H154V88H153V86L151 85V84H153V81H151L150 83H148L146 80H145V82H147L148 84H150L151 86H152V88L155 90V91H159L160 89V95H157L158 93H156V96H160V98H158L157 97V99L156 100H158L159 99V101H157L158 102V105H157V103L155 102V105H157L158 107L160 106L161 107V109H162V106H164L163 108H166L167 107V103H169V102H175V103H179V102H182V101H184V106L186 105V103L188 104H190L191 103V105H192V102H188V101H190L191 100V97H190V95H189V97H187V98H185V100H183V98L180 96V95H183V93L182 94H180V95H178V93H180L179 91L181 90V89H183V88H185L186 86H187V84L185 83V82H182L181 80L184 78V77H186L188 80H189V76L191 75V73H193V72H195V71H199V74H200V79L194 84L193 83V85H192V88H193V86H194V88H195V92H197V94H198V96L200 95L201 97L200 98H202V102H203V99H204V103L203 104H201V101H199L198 100V96H197V101H199V103H200V105H199V112H197V114H199L200 116L199 117H203L204 115H206V116H208L207 114H204L205 113V110H204V104H205V100H209L210 101V99H208V95H207V99H206V93H208V91H210V92H214V93H217V94H221V93H223V91L227 88H229L228 86H231L232 85V83H234L235 81H238V82H240V79L238 80V78H240L239 76H240V74H242L243 75V68L244 67H246V63H248V65H250V64H252V63H257V61H259V60H256V59H261V58H259V57H255V58H253V53H255V54H257V56L259 55H262L263 54V48H264V27H261L260 25H254L253 26V28H254V31L253 32H256L257 34H256V37H257V41H254V40H252V35L250 36L249 34L248 35H244L243 34V29L242 28H240L239 26L240 25H242V24H244V23H240V24H229V23H226L225 22V19H224V21L220 24V25H217L216 24V22H215V24L217 25L215 28H214V31H220V30H222V29H225V28H236V29H234V30H231V31H229L228 33H225V34H218V35H216V36H212V39H216V42L214 43V46L212 47V49H213V51L214 52H217V55L215 56L214 54L212 55V57L213 58H210L212 61H209L210 59H208V57H209V55H210V52L208 51V48L207 47H209V46H211V43H209V46L207 45L206 47L204 46V48H201L203 45H201L202 44V40L201 39H203V38H198L197 39V37L196 38H188V39H186L185 38V36L187 37V34L185 35L183 32H185V31H183L182 32V27L180 28L179 26H177L176 27V25H182V26H186L185 25V23H183V22H186V21H188L187 20V18H186V14L185 15H183V19L181 20V19H179L180 18V16H177V18L179 19V20H181L180 22L178 21V20H176L177 22V24H175V26H173V25H171V24H167L165 21V23H163V25L160 27V28H157V30L156 31H158V33H159V35L158 36H161V40L162 39H164V38H162V36H164V34L166 35V34H170L171 36H172V39L171 40H168V41H160V39H158V40H148V41H146L147 39L146 38H148L147 36H149V37H154V36H157L156 34H157V32H155V31H150L149 29H147V27L145 26V24L146 25H148L149 23H145V24H143V27L145 26L146 28H143L142 26H140V25H138V28H136V30H134V29H132V26L136 23H132V22H126V23H123L124 25H123V27L122 28H119V27H117L116 25H114V24H116V23H114V24H111L110 22H108L107 21V17L109 16V14H105L104 15V12H103V18H102V20L100 21V27L101 28H103L104 30H105V34L103 35V37H101L100 38V35H98V34H95V35H93L92 36V38H90L89 39V41H93L92 42V44H93V47L92 46H90L89 45V47H90V49L88 48V49H86V48H80V40L81 39H79V38H81V37H79L77 40H75L76 41V43H69L70 44V46H69V44H68V42L67 41H69L68 39H69V37H70V39H71V41L73 40L72 38H74L73 36H75L76 35V33L75 32H78V30H77V27L75 26V28L76 29H74L75 30V32H73L72 31V29L74 28H72V26H71V24L73 23V22H71V19L72 18H74V19H80L81 18V16H83V17H85V16H87L86 15V13H83L81 10H80V8L78 9V7H76L77 9H69L68 7H66L65 5H64V3ZM66 2H68V1H66ZM69 2H71V0L69 1ZM77 2V1H76ZM76 2H75V4H76ZM85 2V3H86ZM94 3H95V1H93ZM98 2V5H99V0L97 1ZM96 2V3H97ZM101 2V1H100ZM115 2V1H114ZM126 2H127V0H126ZM249 2V1H248ZM250 2H252V0H250ZM261 2V1H260ZM263 2V1H262ZM61 3H63V4H61ZM109 3H111V0L110 1H108V5H109ZM120 3V2H119ZM124 3V2H123ZM213 3V4H212ZM82 4H84L83 2H82ZM93 4V3H92ZM107 4V3H106ZM106 4L104 5V6H106ZM131 4H133L132 3V1H131ZM246 4H248V3H246ZM253 4V3H252ZM62 5V6H61ZM79 5H80V3H79ZM79 5H77V6H79ZM86 5V4H85ZM96 5V4H95ZM112 4H110L109 5V7L111 6ZM195 5V4H194ZM73 6H75V5H73ZM93 6V5H92ZM100 6H102V5H100ZM100 6H98L99 8H100ZM183 6V7H184ZM193 6V5H192ZM196 6V5H195ZM208 6V5H207ZM210 5H209V7H207V8H209L210 9V11H211V7ZM85 7V6H84ZM90 7V6H89ZM95 6H93V7H90V8H94ZM107 7V6H106ZM121 7H124V6H121ZM206 7V6H205ZM247 7H249V6H247ZM98 8V9H99ZM111 8V7H110ZM119 8V7H118ZM117 7L115 8V6H114V8H111V9H113V11H117V10H120V9H118ZM185 8V7H184ZM213 8V7H212ZM217 8H215V9H217ZM238 8H239V6H238ZM87 9V8H86ZM101 9V8H100ZM121 9H123V8H121ZM155 9V10H156ZM186 9V8H185ZM188 9V8H187ZM189 9H190V6H189ZM197 9V8H196ZM208 9V10H209ZM215 9H213V10H215ZM246 9V8H245ZM93 11H94V9H92ZM152 10V9H151ZM151 10H149V11H151ZM208 10H206V13L205 14H207L208 12ZM71 11V12H70ZM87 11V10H86ZM90 11V10H89ZM99 11V10H98ZM157 11V10H156ZM197 11V10H196ZM217 12H218V10H216ZM97 12V11H96ZM96 12H93V13H95L96 14ZM100 12V11H99ZM99 12H97L98 14H99ZM112 12V11H111ZM125 12H126V8H125ZM155 12V11H154ZM191 12V11H190ZM202 13L204 12V10H202L201 11ZM226 12V11H225ZM235 12H236V8H235ZM90 13V12H89ZM160 13V12H159ZM162 13H164V12H162ZM177 13V12H176ZM184 13V12H183ZM186 13H187V11H186ZM192 13V12H191ZM193 13H194V11H193ZM192 13V14H193ZM237 13H238V11H237ZM127 14H130V16L131 15H133V12H132V10H131V12L130 11H127ZM142 14H144V13H142ZM146 14V13H145ZM209 14V13H208ZM207 14V15H208ZM230 14V13H229ZM242 14V13H241ZM245 14V13H244ZM244 14H242V15H244ZM102 15V14H101ZM147 15H150V16H147ZM147 15L146 16H144V17H148V18H146V19H151V14L150 13H147ZM153 15V14H152ZM160 15H161V13H160ZM161 15V17H163ZM172 15H174V14H172ZM216 15V13L214 14V16ZM217 15H219V13L217 14ZM241 15V16H242ZM139 16V15H138ZM155 16H156V14H155ZM155 16L153 17V18H155ZM203 16H206V15H203ZM211 16V15H210ZM70 17H72L71 19H70ZM94 17H96V16H94ZM120 17V16H119ZM157 17H158V15H157ZM168 17V18H169ZM172 17V16H171ZM216 17V16H215ZM230 17V16H229ZM236 17H238V16H236ZM92 18V17H91ZM90 18V19H91ZM109 19H110V17H108ZM165 18V19H166ZM172 18H174V17H172ZM185 18V19H184ZM190 18H191V15H190ZM194 18V17H193ZM239 18V17H238ZM94 19V18H93ZM162 19V18H161ZM216 19H219V21H220V18H216ZM228 19V18H227ZM226 19V20H227ZM112 20H114V19H111V21ZM128 20H130V18L128 19ZM138 22H139V20H138V17H137V19H136ZM141 21H142V19H140ZM159 20V19H158ZM164 20V19H163ZM169 20V19H168ZM174 20V19H173ZM196 20H198L199 22H203L202 21V18H199V17H197V19ZM195 20V21H196ZM205 20V19H204ZM222 20V19H221ZM116 21V20H115ZM153 21V20H152ZM192 21H193V19H192ZM218 21V22H219ZM228 21V20H227ZM77 23H78V21H76ZM79 22H83V21H80L79 20ZM114 22V21H113ZM134 22V21H133ZM137 22V23H138ZM173 21H171V23H172ZM182 22V23H181ZM205 22H206V20H205ZM210 23L212 22V21H209ZM84 23H85V21H84ZM83 23V24H84ZM120 23V22H119ZM141 23V22H140ZM140 23H138V24H140ZM193 23V22H192ZM204 23V22H203ZM209 23V24H210ZM79 24H81V23H79ZM128 24H130V25H128ZM155 24V23H154ZM197 24V23H196ZM195 24V25H196ZM206 24V23H205ZM75 25V24H74ZM85 25V24H84ZM96 25V24H95ZM95 25H93L94 26V28H95ZM150 25H151V23H150ZM149 25V26H150ZM187 25H191V24H187ZM194 25V24H193ZM201 25V24H200ZM204 24H202V26H203ZM78 26V25H77ZM80 26V25H79ZM136 26H137V24H136ZM135 26V27H136ZM198 26H199V24H198ZM259 26V27H258ZM84 27V26H83ZM134 27V28H135ZM141 27V28H140ZM179 27V28H178ZM200 27V26H199ZM81 28H82V26H81ZM90 28H91V25H90ZM154 28H156L155 26H154ZM188 29L190 28V27H187ZM204 28V27H203ZM207 28V27H206ZM246 27H244V29H245ZM68 29H70L71 31H69ZM78 29H79V27H78ZM91 29H93V28H91ZM153 29V28H152ZM185 29H186V27H185ZM193 29V28H192ZM198 29V28H197ZM196 29V30H197ZM67 30H68V32H67ZM82 30H84V29H82ZM95 30H96V28H95ZM154 30V29H153ZM187 30V29H186ZM93 31V30H92ZM187 31H190V29L189 30H187ZM194 31V29L192 30V32ZM199 31H201V30H199L198 29V32L194 35V36H196V35H198L199 34ZM209 31V30H208ZM251 31V30H250ZM82 32H84V37H85V31H82ZM82 32H81V34H82ZM95 32H97V30L95 31ZM191 32V31H190ZM195 32V31H194ZM206 32V31H205ZM210 32V31H209ZM137 33V34H136ZM139 33V34H138ZM185 33H187V32H185ZM215 33V32H214ZM89 34H91V32H89ZM88 34V35H89ZM99 34H100V32H99ZM161 34V35H160ZM192 34V33H191ZM204 34V33H203ZM170 35H167V36H170ZM189 35H190V33H189ZM192 35V36H193ZM201 35V34H200ZM166 36V37H167ZM87 37V36H86ZM142 38V37H146L145 39V42L143 41V40H141V38H140V40L141 41H138L139 39L138 38ZM199 37H201V36H199ZM76 38V37H75ZM138 40H137V39ZM208 38V37H207ZM82 39H83V36H82ZM209 39V38H208ZM256 39V38H255ZM65 40H67L65 43H61V42H64ZM79 40V41H78ZM79 43H78V42ZM143 41V42H142ZM214 41V40H213ZM53 42H60V44H63L62 46L60 45H58V43L57 44H55V43H53ZM82 42V41H81ZM210 42V41H209ZM52 44L53 43V45H54V47H55V45H57L58 47H61L60 48V52H58L59 50H58V48L56 49V48H53V49H56V50H58L57 52H51V50H49L50 48H47L48 46V44ZM204 43V42H203ZM68 44V45H67ZM84 44V43H83ZM78 45H79V47H78ZM205 45V44H204ZM52 46V45H51ZM56 46V47H57ZM82 47H83V45H82ZM80 48V49H79ZM51 49H52V47H51ZM211 49V50H212ZM69 50H71V51H69ZM55 51V50H54ZM118 51V52H117ZM65 53V54H64ZM78 53H80V52H78ZM78 53H76L77 55H78ZM87 53L85 54L86 56H88L87 55ZM261 53V54H260ZM75 54V55H76ZM84 54V53H83ZM82 54V55H83ZM219 54V55H218ZM250 54H252L251 56L252 57H250ZM254 54V55H255ZM48 55H53L52 57H50V56H48ZM75 55H74V59H76L77 57H75ZM81 55V56H82ZM85 55H83V56H85ZM92 55V57H94ZM112 55H113V57H112ZM119 55V56H118ZM241 55V58L242 57H244V56H246V59L245 58H242V60L240 59L239 60V56ZM243 55V56H242ZM79 56H80V54H79ZM85 56V57H86ZM147 56H148V59H147V61L145 60L146 58H147ZM163 57V59H161V57ZM175 56V57H174ZM52 58V59H54L55 60V58ZM73 57V56H72ZM95 57H94V59H95ZM108 57H112V59H109ZM20 58V57H19ZM68 58V57H67ZM79 58V57H78ZM179 58V59H178ZM51 59V60H52ZM81 59V60H80ZM80 59H79V65L81 64L80 62H84V59L82 60V57H80ZM91 58H89L88 59V61L90 60ZM155 59V58H154ZM206 59L209 61V64L211 63V62H213V64L211 63V67L209 66V68H207V69H205V61H206ZM30 60V59H29ZM41 61H42V59H40ZM50 60V61H51ZM64 60H69V59H63V60H61V63H67L68 64V62H69V65L70 64H76L77 65V63H70L71 61L69 60V61H64ZM72 60H73V58H72ZM78 59H76V60H74V61H77ZM92 60V59H91ZM90 60V61H91ZM145 60V61H144ZM24 61H25V59H24ZM28 61V60H27ZM49 61V62H50ZM57 61V62H56ZM55 62H54V64H53V69H55V67L57 66V64L59 63L58 61V59L56 60ZM62 61H64V62H62ZM85 61H87V60H85ZM87 61V62H88ZM97 61H101L100 59L98 60L97 59ZM156 61V62H155ZM264 61V60H263ZM262 61V62H263ZM18 62V61H17ZM20 62V61H19ZM26 62V61H25ZM47 62V61H46ZM93 62V61H92ZM146 62V64H144ZM149 62V61H148ZM207 62V61H206ZM35 63V62H34ZM37 63V62H36ZM45 63V62H44ZM48 63V62H47ZM95 63V62H94ZM205 63V64H204ZM23 64V63H22ZM32 64H33V62H32ZM42 64H43V62H42ZM62 64V65H63ZM24 65V64H23ZM29 65H31V63L29 64ZM39 65V64H38ZM38 65H35V66H29V68H27V69H24L23 67V71L24 70H31L32 72H35V73H42V68L41 67H37ZM52 65V63H48V64H46L45 66L46 67H48V66H50V67H52L51 66ZM72 65V66H73ZM87 65L88 64H86V65H82L81 64V66H82V68H85L86 69V67H87ZM91 65V64H90ZM255 65V64H254ZM256 65H258V64H256ZM255 65V66H256ZM75 66V65H74ZM74 66L72 67V68H74ZM80 66V67H81ZM253 66V65H252ZM62 67V66H61ZM65 67V66H64ZM67 67H69L68 65H67ZM76 67V66H75ZM63 68V67H62ZM82 68H80V70L82 69ZM93 68V67H92ZM135 68V69H136ZM252 69H253V67H251ZM251 68H248L249 70H250V72L252 71L251 70ZM44 70H45V68H43ZM79 69V68H78ZM94 69V68H93ZM94 69V70H95ZM136 69V70H137ZM141 70L142 72L143 71H146V70ZM146 69H147V67H146ZM50 70H51V68H50ZM50 70H48V71H50ZM68 70V69H67ZM74 70V69H73ZM148 69H147V72L149 71ZM160 70H158L157 72H159ZM31 71H30V73H31ZM52 71V70H51ZM55 71V70H54ZM58 71V70H57ZM60 71V70H59ZM63 71V73H65L64 72V70H62ZM69 71H70V69H69ZM69 71H67V72H69ZM83 73H84V71H87V70H84L83 71V69L81 70ZM81 71H80V73H81ZM89 71H90V68H89ZM126 71V72H125ZM168 71V70H167ZM210 72L211 71V74H212V76H214L215 78L218 76V80H215V78H209L208 77V79H210L212 82H211V84H207L206 83V81H207V79H206V75L205 74H207V73H205V72ZM44 72V71H43ZM46 72V71H45ZM71 73H72V71H70ZM69 72V73H70ZM169 72V71H168ZM208 72V73H209ZM260 72V71H259ZM23 73V74H22ZM50 73H53V72H50ZM63 73H62V75H63ZM83 73H82V75H83ZM89 73V72H88ZM95 73V72H94ZM143 73H146V72H143ZM149 73V72H148ZM151 73H153V71L151 72ZM215 73H217V75L215 74ZM245 73V72H244ZM262 73H264V72H262ZM74 74V73H73ZM72 74V75H73ZM77 74V73H76ZM75 74V75H76ZM85 74H87V73H85ZM150 74V73H149ZM148 74V75H149ZM158 74V73H157ZM253 74V73H252ZM28 75V74H27ZM31 75V74H30ZM50 75V74H49ZM55 75H58V73H56ZM78 75V74H77ZM88 76H89V74H87ZM144 75V74H143ZM147 75V74H146ZM256 75H258V71H257V73H256ZM264 75V74H263ZM33 76V75H32ZM37 76V75H36ZM60 75H58L57 77H59ZM64 76V75H63ZM65 76H66V74H65ZM70 76V75H69ZM88 76H85V77H87L88 78ZM119 76H120V74H119ZM27 77V76H26ZM38 77V76H37ZM37 77L36 78H33V77H30L29 79H28V77H27V82H26V85L28 86V85H39L40 84V81H37ZM62 76H60V78H61ZM75 77H77V76H75ZM121 77V76H120ZM170 77H171V75H170ZM255 77H257L258 78V76H255ZM60 78H59V81H60ZM73 78V77H72ZM68 79V78H66L67 79V81H69V80H73V79ZM83 78V77H82ZM132 78V79H131ZM243 78H245V79H247V77H243ZM242 78V79H243ZM251 78V77H250ZM254 78V77H253ZM41 79V78H40ZM76 79V78H75ZM84 79V78H83ZM89 79V78H88ZM121 79V78H120ZM161 79H162V77H161ZM186 79V80H187ZM256 79V78H255ZM49 80V79H48ZM55 80V79H54ZM57 80V79H56ZM55 80V81H56ZM122 80V79H121ZM136 80V81H135ZM154 80V79H153ZM167 80V79H166ZM209 80V81H210ZM47 81V80H46ZM58 81V82H59ZM61 81H62V79H61ZM74 81V80H73ZM76 81H77V79L74 81L75 83H76ZM144 81V80H143ZM158 81H160V82H158ZM184 81V80H183ZM190 81V80H189ZM194 81V80H193ZM250 81V80H249ZM259 81H261V80H259ZM20 82V81H19ZM65 82H66V80H65ZM72 82V81H71ZM89 82V83H90ZM119 82V83H118ZM122 82V81H121ZM241 82H243L242 80H241ZM240 82V83H241ZM47 83V82H46ZM51 84H52V82H50ZM55 83H57V81L55 82ZM54 83V84H55ZM79 83V82H78ZM83 83V82H82ZM86 83H87V80H86ZM84 84V85H87V84ZM249 83V82H248ZM47 84H49V81H48V83ZM46 84V85H47ZM53 84V86L54 87H56L55 85ZM57 84H60V83H57ZM148 84H147V86H148ZM231 84V85H230ZM263 84H264V82H263ZM12 85V86H11ZM21 85H23V84H21ZM46 85H44V89H45V86ZM61 85H63V84H61ZM65 86H67L66 84H64ZM78 85V84H77ZM76 85V86H77ZM81 85V84H80ZM89 85V84H88ZM123 85V84H122ZM146 84H143L142 86H145ZM234 85V84H233ZM236 85H238V83L236 84ZM249 86H251L250 85V83L248 84ZM18 86V85H17ZM20 86V85H19ZM24 86V85H23ZM50 86V85H49ZM59 87H61L60 85H58ZM72 86H73V84H72ZM71 86V87H72ZM160 87V89H157V88H159ZM239 86V85H238ZM256 86H258V85H256ZM43 87V86H42ZM48 87V86H47ZM53 87V88H54ZM64 87V86H63ZM62 87V88H63ZM74 87V86H73ZM89 88L91 87V86H88ZM125 87V86H124ZM191 87V86H190ZM244 86L243 85H241V86H239V88L241 89H243L244 90V88H243ZM252 87V86H251ZM16 88V87H15ZM18 88V87H17ZM20 89H21V87H19ZM25 88H28V87H25ZM52 88V89H53ZM62 88H60V89H62ZM65 89H66V87H64ZM69 88V87H68ZM77 88V87H76ZM80 89H81V87H79ZM79 88H77L78 90H79ZM131 88V87H130ZM132 88V89H133ZM151 88V89H152ZM156 88V89H155ZM233 87H231V89H232ZM234 88H236L237 89V87L235 86ZM233 88V89H234ZM238 88V89H239ZM249 88V87H248ZM259 88H260V86L258 87V90H259ZM263 87H261V89H262ZM50 89V88H49ZM55 89V88H54ZM54 89H53V91H54ZM57 89V88H56ZM55 89V90H56ZM87 89V88H86ZM100 89V90H101ZM124 89L125 88H123V91H124ZM128 89V88H127ZM127 89H125V90H127ZM146 89V88H145ZM143 90V88H142V90H143V92H139V91H136V90H134V91H136V92H134L133 90V92L135 93V95H137L136 96V98L134 99V97H133V92H132V97H130L131 98V101H133V102H135V100H138V102H142V101H145V104L147 105V102H146V100H148V99H150V97H152V98H154L153 96V94H151V89H150V91L149 90ZM152 89V90H153ZM231 89H230V91H231ZM232 89V90H233ZM241 89V90H242ZM257 89V88H256ZM27 91L28 90H30V89H26ZM41 91H42V89H40ZM47 90V89H46ZM57 90H59V89H57ZM67 90H69V92H70V88L69 89H67ZM140 90H141V87H140ZM192 89H190V90H188V91H191ZM235 90V89H234ZM16 91H20V90H16ZM16 91H14V92H16ZM31 91V90H30ZM29 91V92H30ZM41 91H40V93H41ZM59 91H61V90H59ZM58 91V92H59ZM62 91H64L63 89H62ZM62 91H61V93H62ZM72 91H74V89L72 90ZM82 91V90H81ZM85 91V90H84ZM119 91V92H118ZM149 91V92H148ZM193 91V90H192ZM229 91V90H228ZM248 91V90H247ZM21 92H22V89H21ZM21 92H20V94H21ZM28 92V93H29ZM33 92H34V90H33ZM43 92V91H42ZM46 92V91H45ZM50 92H51V90H50ZM56 92V91H55ZM78 91H76L75 93H77ZM118 92V93H117ZM140 93V96H139V94H136V93ZM183 92V91H182ZM234 92H238V91H234ZM242 92V91H241ZM241 92H239L238 94H240L241 96H243L242 94H241ZM246 92V91H245ZM252 92V91H251ZM262 92H264V89L262 90ZM17 93V92H16ZM37 93H39V90L37 91ZM36 93V94H37ZM39 93V94H40ZM57 93V92H56ZM81 92H79V94H80ZM99 93H101V92H99ZM131 93V92H130ZM129 93V94H130ZM194 93V92H193ZM192 92H191V94H193ZM213 93V94H214ZM225 93H227V92H225ZM233 93V92H232ZM242 93H244V92H242ZM254 93V92H253ZM3 94V93H2ZM1 93H0V95H2ZM27 94V93H26ZM43 93H41L40 95L41 96H43V98L45 97L46 98V96H44V95H42ZM47 94V93H46ZM51 94V93H50ZM85 96H83V94H82V100L81 101H89V104L91 103V102H93V100L94 99H96V96L98 95L97 94V92L95 91V90H92V87H91V89L90 90H87V91H85ZM97 94V95H96ZM107 94V93H106ZM196 94V95H197ZM212 93H211V95H210V93H209V95H210V97H212V95H213ZM229 94V93H228ZM251 94V93H250ZM23 95V94H22ZM58 95V94H57ZM62 95V94H61ZM67 95V94H66ZM65 95V96H66ZM74 94H72L71 96L72 97H74L73 96ZM78 95V94H77ZM151 95H153V96H151ZM216 95V94H215ZM222 96H223V94H221ZM221 95H220V98H221ZM225 95V94H224ZM230 95V94H229ZM236 95V94H235ZM234 95V96H235ZM245 95V94H244ZM11 96V95H10ZM29 96V95H28ZM36 96V95H35ZM70 96V97H71ZM76 96V95H75ZM127 96V95H126ZM214 96V95H213ZM218 96V95H217ZM246 96V95H245ZM260 96V95H259ZM258 96V97H259ZM262 96V95H261ZM264 96V95H263ZM12 97V96H11ZM36 97H40V96H36ZM35 97V98H36ZM48 97H49V95H48ZM79 97V96H78ZM127 97H129V96H127ZM185 97V96H184ZM192 97H195V96H192ZM223 97H226V95L225 96H223ZM231 97V96H230ZM237 97V96H236ZM244 97V96H243ZM243 97H241V98H243ZM250 97V96H249ZM249 97L247 96V100L245 99V98H243V100L242 101H244V100H246L247 102L246 103H248L249 101H252V100H250V99H252L251 97H250V99H249ZM254 97V96H253ZM4 98V97H3ZM9 98V97H8ZM8 98H5V99H8ZM21 98H22V96H21ZM35 98H33L34 100H36ZM45 98H44V100H45ZM67 98V97H66ZM75 98H77V97H75ZM190 99V100H188L187 102H186V99ZM226 98H228V99H230L229 97H226ZM19 100H20V98H18ZM23 99H24V97H23ZM25 99H27V98H25ZM31 99V98H30ZM32 99V100H33ZM52 100V96H51V98H48V101H47V99L45 100V101H47V103H49L50 101L49 100ZM73 100H74V98H72ZM124 99V98H123ZM122 99V100H123ZM129 99V98H128ZM134 99V100H133ZM195 99V98H194ZM225 99V98H224ZM224 99H223V101H224ZM227 99V101H230V100H228ZM232 99V98H231ZM233 99H234V97H233ZM261 99H262V102H261V104L262 103H264V97H261ZM261 99H259V100H261ZM38 100V99H37ZM40 100H41V98H40ZM43 100V99H42ZM67 100V99H66ZM79 100V99H78ZM130 100V99H129ZM155 100V99H154ZM213 100H215L214 101V106H215V110H216V107L217 108H220L219 109V111L220 110H222L223 111V109H222V107H224V108H228L229 107V110L232 112V114L235 112V110L233 109L234 107H235V105H234V101H236L235 99L230 103H228V102H225V103H227V106H226V104L225 103H223V101H221V100H219L218 98L217 99H213ZM258 100V101H259ZM1 101V100H0ZM4 101V100H3ZM72 101V100H71ZM70 101V102H71ZM76 100H74V102H75ZM102 101V100H101ZM150 101L152 102V100L150 99ZM192 101V100H191ZM197 101H195V103L197 102ZM208 101V102H209ZM15 102V101H14ZM20 102V101H19ZM23 102V101H22ZM33 102V101H32ZM40 102V101H39ZM44 102V101H43ZM79 102V101H78ZM78 102H75L74 103V107L76 106V104H78ZM97 102V101H96ZM137 102V103H138ZM211 102V101H210ZM237 102V101H236ZM245 102V101H244ZM12 103V102H11ZM46 103V104H47ZM64 103V102H63ZM68 103V102H67ZM66 103V104H67ZM81 103V102H80ZM101 103V102H100ZM136 103V104H137ZM148 103H149V100H148ZM183 103V102H182ZM181 103V105H183ZM252 103H254V102H251L250 104H252ZM13 104V103H12ZM16 105H18V103H15ZM20 104H22L21 102H20ZM30 104V103H29ZM29 104H28V106H29ZM40 104V103H39ZM57 104V103H56ZM70 104V103H69ZM73 104V103H72ZM71 104V105H72ZM129 105H130V103H128ZM150 104V103H149ZM160 104V105H159ZM169 104H171V103H169ZM172 104H174V103H172ZM171 104V106H173ZM188 104V105H189ZM229 104V105H228ZM255 104L257 105V103L255 102ZM31 105V104H30ZM33 106H34V104H32ZM37 105V104H36ZM42 105V104H41ZM41 105H39V107L41 106ZM55 105V104H54ZM53 105V106H54ZM91 105V104H90ZM128 105V106H129ZM143 105V102H142V104H141V106ZM152 105H154L153 103H152ZM162 105V106H161ZM207 105V104H206ZM205 105V106H206ZM210 105V104H209ZM259 105V104H258ZM27 106V107H28ZM38 106V105H37ZM48 106V105H47ZM49 106H52V105H50L49 104ZM48 106V107H49ZM65 106V105H64ZM67 106V105H66ZM99 106H100V104H99ZM137 107H138V105H136ZM140 106V105H139ZM151 106V105H150ZM184 106H183V108L182 109H185L184 108ZM190 106V105H189ZM193 106H195V104L193 103V105H192V107ZM208 106V105H207ZM36 106H34V108H35ZM42 107V106H41ZM41 107H40V109H41ZM58 107V106H57ZM57 107H56V109L55 110H57ZM80 107H84L83 106V104H82V106H80ZM79 107V108H80ZM114 107V106H113ZM119 105L117 106L116 105V109L118 110V111H121L122 109H121V107H120V109H119ZM134 107V106H133ZM132 107V108H133ZM153 107V106H152ZM155 108H156V106H154ZM153 107V108H154ZM160 107H159V109H160ZM175 107V105L173 106V108L172 109H176V108H174ZM177 107H179V106H177ZM186 107V106H185ZM191 107V106H190ZM239 107V106H238ZM237 106L235 107V108H238ZM244 107V106H243ZM245 107H246V105H245ZM257 107V106H256ZM1 108V107H0ZM19 108V107H18ZM23 108V107H22ZM38 108V107H37ZM64 108V107H63ZM78 108V107H77ZM76 107H75V111L74 112H81L82 110H84L83 108L82 109H77ZM136 108V107H135ZM194 108V107H193ZM206 108V107H205ZM208 108V107H207ZM207 108H206V112H207ZM240 108V107H239ZM237 109L239 112H237V113H239V115H241L240 114V112H243V111H241V108L240 109ZM254 108H255V106H254ZM264 108V104H263V106H262V108L261 109H263ZM12 109V108H11ZM17 109V108H16ZM26 109H29V108H26ZM25 109V110H26ZM36 109V108H35ZM43 109H44V106H43ZM46 109V108H45ZM44 109V110H45ZM69 109H70V107H69ZM128 109V108H127ZM139 109V108H138ZM156 109H158V108H156ZM196 109V108H195ZM209 109V108H208ZM244 109H246V108H244ZM250 109V108H249ZM18 110V109H17ZM39 110V109H38ZM49 110L50 109H48V111L47 112H49ZM62 110V109H61ZM66 110V109H65ZM64 110V112H67V111H70V110H66L65 111ZM80 110V111H79ZM113 110V109H112ZM141 110V109H140ZM139 110V111H140ZM153 110L154 109H148V108H145L144 109V113H142L141 112V117L143 118V119H146V117L148 116V115H150V117H152L153 118V116H154V112H153ZM178 110V109H177ZM186 110V109H185ZM189 110V108L187 109V111ZM191 110V109H190ZM232 110H234V112L232 111ZM246 110H248V109H246ZM257 110H258V107H257ZM1 111H3L2 109H1ZM9 111V110H8ZM11 111V110H10ZM13 111H14V109H13ZM16 111V110H15ZM14 111V113L15 114H17L16 112ZM32 111H34V110H32ZM40 111V110H39ZM39 111H36L37 112V115L36 116H38V113H39ZM51 111V110H50ZM58 111H59V109H58ZM72 111H73V108H72ZM88 110H86V112H87ZM148 111H150V113H147ZM163 111H164V109H163ZM166 111V110H165ZM193 111H195V110H193ZM192 111V112H193ZM226 111V110H225ZM250 111H252L251 109H250ZM260 111V110H259ZM264 111V110H263ZM21 112V111H20ZM20 112H18L19 114H20ZM42 112H43V110H42ZM47 112H46V114H47ZM60 112H62V111H60ZM85 111H82V113H84ZM157 112H158V110H157ZM167 112V111H166ZM173 112V111H172ZM175 112V111H174ZM173 112V113H174ZM214 112V111H213ZM230 112V113H231ZM253 113H254V111H252ZM11 113V112H10ZM9 113V114H10ZM14 113L12 112V114L13 115H11V117H10V119L11 118H13L14 117ZM34 113H35V111H34ZM51 113V112H50ZM53 113V112H52ZM51 113V114H52ZM55 113H56V111H55ZM59 113V112H58ZM58 113H57V115H58ZM68 113V112H67ZM110 113V112H109ZM119 113V112H118ZM126 113V112H125ZM135 113V112H134ZM162 113H165V112H162ZM176 113V112H175ZM175 113H174V115H175ZM187 113H190V114H192L191 112H187ZM186 113V114H187ZM208 113V112H207ZM210 113V112H209ZM208 113V114H209ZM216 113V112H215ZM227 113H229L228 111H227ZM244 113V112H243ZM243 113H242V115L241 116H243ZM247 113V112H246ZM42 114H45L44 112L42 113ZM61 114V113H60ZM73 114V112L72 113H69L68 114V117L70 116V115H72ZM76 114V113H75ZM78 114V113H77ZM77 114L76 115H74V116H77ZM104 114V113H103ZM114 114H116V113H114ZM138 114V113H137ZM169 114V113H168ZM190 114H188V115H190ZM214 114V113H213ZM219 114V113H218ZM220 114L222 115L221 117H225L226 118V115L224 116V114H222L221 112H220ZM219 114V115H220ZM249 115H250V112L248 113ZM264 114V113H263ZM24 115V114H23ZM50 115V114H49ZM82 114H80V116H81ZM85 115V114H84ZM89 115H92V114H86V116H89ZM108 115H110V114H108ZM125 115V114H124ZM140 115H138L139 117H140ZM151 115H153V116H151ZM171 115V114H170ZM169 115V116H170ZM183 115L185 116V114L183 113ZM215 115V114H214ZM238 115V116H239ZM245 115V114H244ZM247 115V114H246ZM249 115H247L248 116V118H249ZM2 116V115H1ZM13 116V117H12ZM15 116H18V115H15ZM21 116H22V114H21ZM21 116H20V118H21ZM26 117H28L29 115L27 114V115H25ZM25 116H23L22 118H24ZM36 116H34L35 117V119H36ZM52 116V115H51ZM51 116H48V117H51ZM59 116V118L61 119V115H58ZM79 116V114H78V116L77 117H80ZM106 116V115H105ZM116 116V115H115ZM118 116V115H117ZM129 116V115H128ZM134 116V115H133ZM169 116H168V118H169ZM176 116L177 115H175L174 117L176 118ZM184 116H183V118H184ZM192 116V115H191ZM193 116H194V114H193ZM229 116H231V115H229ZM238 116H237V118H238ZM252 116V113H251V115H250V117ZM101 117V116H100ZM132 117V116H131ZM155 117V116H154ZM173 117V118H174ZM188 117V116H187ZM208 117H210V116H208ZM213 117V116H212ZM219 117V116H218ZM232 117H233V115H232ZM234 117H236L235 116V113H234ZM233 117V118H234ZM253 117L254 116H252V119H253ZM15 118V117H14ZM13 118V119H14ZM17 118V117H16ZM31 118V117H30ZM47 118V117H46ZM59 118H56V119H59ZM73 118V117H72ZM71 118V120L73 121V119ZM81 118H82V116H81ZM80 118V119H81ZM103 118L105 119V117L103 116ZM106 118H107V116H106ZM121 118V117H120ZM127 118V117H126ZM125 118V119H126ZM151 118V119H152ZM167 118V119H168ZM182 118V119H183ZM186 118V117H185ZM207 118V117H206ZM224 118V119H225ZM228 118V117H227ZM243 118V117H242ZM24 119H26V118H24ZM38 119V118H37ZM36 119V120H37ZM78 119V118H77ZM79 119V120H80ZM84 119H85V117H84ZM84 119H82V120H84ZM96 119H98V118H96ZM135 119V118H134ZM133 119V120H134ZM136 119H137V117H136ZM135 119V120H136ZM139 119V118H138ZM149 119V118H148ZM151 119H149V120H151ZM160 119V118H159ZM170 119H171V117H170ZM180 119H181V117H180ZM179 119V117L177 116V121L178 120H180ZM182 119L180 120V121H182ZM203 119H204V117H203ZM203 119H202V121H200L201 120V118H199V121H200V123H199V125L201 126V129H203V130H206V128H202V127H204V122H203ZM215 119V118H214ZM223 119V121L225 122L226 120H224ZM236 119V118H235ZM251 119V118H250ZM257 119V118H256ZM255 119V120H256ZM262 119V118H261ZM30 119L28 118L27 119V121H26V124H29V123H27L28 121H29ZM32 120V119H31ZM34 121V122H37V121ZM38 120H41V119H38ZM45 120H47V119H45ZM50 120V119H49ZM51 120H52V117H51ZM50 120V121H51ZM55 119H54V117H53V121H54ZM76 119H74V121H75ZM89 120H90V118H89ZM106 120V119H105ZM119 120V119H118ZM127 120H128V118H127ZM156 120V119H155ZM210 120V119H209ZM230 119L228 118V121H229ZM232 120V119H231ZM239 120H241V117H239ZM10 121H12V120H10ZM19 121H21V120H19ZM24 121V120H23ZM22 121V122H23ZM48 121V120H47ZM52 121V122H53ZM57 121V120H56ZM55 121V123H57ZM60 121V120H59ZM70 121V120H69ZM76 121H78V120H76ZM85 121V120H84ZM83 121V122H84ZM91 121H93V120H91ZM97 121V120H96ZM95 121V122H96ZM101 120H99V122H100ZM103 121V120H102ZM101 121V122H102ZM122 121V120H121ZM123 121H124V119H123ZM129 121V120H128ZM132 121V120H131ZM131 121H129V122H131ZM139 121V120H138ZM162 121V120H161ZM167 121V120H166ZM174 121V119L173 120H171V122H173ZM184 121H187V119H184ZM192 121H194V120H192ZM242 121H244V120H242ZM261 121V120H260ZM264 121V120H263ZM33 122V123H34ZM40 122V121H39ZM46 122V121H45ZM44 122V123H45ZM49 122V121H48ZM48 122H46V123H48ZM71 122V121H70ZM69 122V123H70ZM95 122H93V123H95ZM170 122V121H169ZM231 122H233V120L231 121ZM241 122V121H240ZM246 122V121H245ZM41 123V122H40ZM85 124H86V126H87V124H88V122H84ZM83 123V124H84ZM151 123V122H150ZM155 123V122H154ZM160 123V122H159ZM173 123H175V122H173ZM211 123H212V121H211ZM223 123V122H222ZM233 123H239V122H233ZM232 123V125H234ZM242 123H244V122H242ZM241 123V124H242ZM258 123V122H257ZM10 124V126H8V124H7V126L8 127H10L9 128V130L11 129L12 131H14V129H12L13 128V126H11V125H13V123L11 124V123H9ZM53 124H54V122H53ZM96 124V123H95ZM141 124V123H140ZM147 124V123H146ZM177 124H178V122H177ZM188 124V123H187ZM194 124V123H193ZM235 124V125H236ZM246 124V123H245ZM249 124H250V122H249ZM259 124H261V123H259ZM23 125V127H25L24 126V124H21V126ZM35 125V124H34ZM75 125H76V123H75ZM145 125V124H144ZM153 125V124H152ZM151 125V126H152ZM163 125H165V123H163ZM166 125H167V123H166ZM180 125H181V123H180ZM195 125V124H194ZM197 125V124H196ZM223 125V124H222ZM225 125V124H224ZM223 125V126H224ZM231 125V126H232ZM234 125V126H235ZM244 125V124H243ZM247 125H248V123H247ZM263 125V124H262ZM7 126H6V128H7ZM36 126V125H35ZM38 126V125H37ZM44 126V125H43ZM45 126H47V125H45ZM48 126H49V123H48ZM158 126H161V125H159L158 124ZM169 126V125H168ZM167 126V127H168ZM170 126H171V124H170ZM174 126V125H173ZM177 127L179 126V125H176ZM198 126V125H197ZM230 126V127H231ZM233 126V127H234ZM238 126V125H237ZM237 126H235V129H236V127ZM244 126H246V125H244ZM252 126V125H251ZM19 127V126H18ZM18 127H16L17 129H18ZM31 128L33 127L32 125L30 126ZM51 126H49V128H50ZM118 127V126H117ZM163 127H165V128H167L166 126H162V129H163ZM176 127V128H177ZM182 127V126H181ZM186 127V126H185ZM189 127H192V126H189ZM194 127V126H193ZM192 127V128H193ZM240 127V126H239ZM260 127V126H259ZM5 128V127H4ZM5 128V129H6ZM15 128V129H16ZM37 128H39V127H37ZM60 128V127H59ZM64 128V127H63ZM78 128H79V126H78ZM77 128V129H78ZM169 128V127H168ZM243 128V127H242ZM256 128H257V126H256ZM262 128V127H261ZM25 129H26V127H25ZM35 128L33 127V130H34ZM97 129V128H96ZM113 129V128H112ZM157 129V128H156ZM155 129V130H156ZM174 129V128H173ZM173 129H171L169 132H171ZM178 129H180V126H179V128ZM196 129V128H195ZM7 130V129H6ZM6 130H4V131H6ZM19 130V129H18ZM95 130V129H94ZM114 130L115 129H113L112 131L114 132ZM120 130H121V127H120ZM158 130H159V127H158ZM169 130V129H168ZM213 130V129H212ZM249 130H250V128H249ZM262 130V129H261ZM39 131V130H38ZM96 131V130H95ZM116 131V130H115ZM160 131V130H159ZM162 131V130H161ZM164 131H166L165 129H164ZM175 131V133H176V130H173V132ZM201 131L202 130H199V135H201L200 133H201ZM238 131V130H237ZM7 132V131H6ZM9 132H11V131H9ZM16 132V131H15ZM20 133H22V131L20 130L19 131ZM75 132H76V130H75ZM74 132V133H75ZM80 132H81V127H80ZM109 132V131H108ZM122 132H125L124 130H122ZM128 132V131H127ZM131 132H132V130H131ZM157 132V131H156ZM205 132V131H204ZM209 132V131H208ZM241 132V131H240ZM254 132H255V130H254ZM254 132H253V134H254ZM259 132V131H258ZM8 133V132H7ZM12 133V132H11ZM17 133V132H16ZM28 133H31L30 135H31V137H32V134H34V133H32V132H28ZM39 133H40V131H39ZM41 133H42V131H41ZM41 133L39 134V135H41ZM82 133V132H81ZM84 133H86V132H84ZM84 133H82V134H84ZM101 133H103V132H101ZM126 133V132H125ZM146 133V132H145ZM160 133V132H159ZM210 133H211V131H210ZM250 134H252L251 132H249ZM15 134V133H14ZM23 134V133H22ZM36 134H38V132L36 133ZM36 134H34V136L36 135ZM45 134V133H44ZM71 134V133H70ZM70 134H67V135H69L70 136ZM109 133H106L105 132V135L104 136H106V135H108ZM122 134V136H123V133H121ZM127 135L129 134V133H126ZM132 134V133H131ZM212 134V133H211ZM226 134V133H225ZM237 134H238V132H237ZM241 134V133H240ZM48 135V134H47ZM116 135H117V131H116ZM116 135H112V136H116ZM118 135H120V133L118 134ZM142 135H144V134H142ZM156 135H157V133H156ZM165 135V134H164ZM196 135V134H195ZM194 135V136H195ZM209 135V134H208ZM229 135V134H228ZM239 135V134H238ZM28 136V135H27ZM42 136H43V133H42ZM45 136V135H44ZM50 136V135H49ZM49 136H47V137H49ZM53 136V135H52ZM73 136V135H72ZM72 136H70V138L72 137ZM88 136V135H87ZM146 136V135H145ZM144 136V137H145ZM149 136V135H148ZM154 136V135H153ZM166 136V135H165ZM183 136V135H182ZM202 136V135H201ZM240 136V135H239ZM40 137V136H39ZM126 137V136H125ZM128 138H129V136H127ZM161 137V136H160ZM159 137V138H160ZM162 137H163V135H162ZM162 137L160 138V139H162ZM184 137V136H183ZM203 137H204V135H203ZM215 137H216V135H215ZM218 137V136H217ZM4 138V137H3ZM8 138V137H7ZM40 138H43V137H40ZM76 137H74L73 136V139H75ZM132 138V137H131ZM131 138H129L130 140H131ZM151 138V137H150ZM163 138H165V137H163ZM176 138H178V134H177V137ZM180 138V137H179ZM234 138L236 139V136L234 135ZM243 138V137H242ZM242 138H240V139H242ZM35 139L37 140V137H35ZM44 139V138H43ZM54 139H56V138H54ZM62 139V138H61ZM77 139V138H76ZM122 139V141H123V139H126V138H124V137H122L121 138ZM142 140H143V138H141ZM144 139H146V138H144ZM155 139H156V137H155ZM181 139V138H180ZM253 139V138H252ZM41 140V139H40ZM46 140V138L44 139V141ZM50 140V139H49ZM58 140H60L59 138H58ZM80 140V139H79ZM117 140V139H116ZM173 140V139H172ZM179 140V139H178ZM204 140H205V138L202 140L203 142H204ZM32 141H34V140H32ZM43 141V140H42ZM47 141V143H49V141H48V139L46 140ZM50 141H52V140H50ZM144 141V140H143ZM142 141V142H143ZM161 141V140H160ZM168 141V140H167ZM201 141V142H202ZM216 141H217V139H216ZM221 141H224V140H222L221 139ZM220 141V142H221ZM237 141H238V139H237ZM242 141H244V140H242ZM2 142H3V139H2ZM5 143H6V141H4ZM55 142H57V141H55ZM62 142H65V141H62ZM114 142V141H113ZM118 142V141H117ZM116 142V143H117ZM142 142H139L140 144H144V142L142 143ZM163 142V141H162ZM164 142H165V139H164ZM163 142V143H164ZM172 142V141H171ZM175 142H177L176 141V139H175ZM179 142H180V140H179ZM202 142V143H203ZM228 142H229V140H228ZM43 143V142H42ZM66 143H68V142H65V145H67ZM121 143V142H120ZM127 143H131L130 141L129 142H127ZM127 143H125V147H127V146H129V145H126ZM146 143V142H145ZM168 143V142H167ZM167 143H165L166 145H168ZM200 143V142H199ZM214 143V142H213ZM227 143V142H226ZM225 142H224V144H225V147H227ZM230 143V142H229ZM247 143H250V142H247ZM252 143V142H251ZM28 144H31V143H29L28 142ZM39 144V143H38ZM44 144V143H43ZM52 144H54L55 145V143H51L50 145H52ZM62 144V143H61ZM123 144V143H122ZM165 144H163V145H165ZM239 144V143H238ZM237 144V145H238ZM244 144V143H243ZM253 144V143H252ZM40 145V144H39ZM118 146H119V143L117 144ZM124 145V144H123ZM145 145V144H144ZM150 145V144H149ZM163 145L161 144V147H163ZM170 146H171V144H169ZM186 145V144H185ZM203 145H204V143H203ZM203 145H201V146H203ZM215 145H216V143H215ZM222 145V144H221ZM234 145V144H233ZM248 145V144H247ZM250 145V144H249ZM24 146H25V144H24ZM31 146V145H30ZM35 146V145H34ZM49 146V145H48ZM56 146V145H55ZM62 146H64V145H62ZM137 146H138V144H137ZM136 146V147H137ZM151 146V145H150ZM157 146H158V144H157ZM160 146V145H159ZM158 146V147H159ZM189 146V145H188ZM200 146V147H201ZM214 146V145H213ZM218 146V145H217ZM228 146H229V144H228ZM232 146V143H230V148H232L231 147ZM238 146H240V144L238 145ZM13 147V146H12ZM27 147V148H26ZM25 148L26 149H28V145L26 146ZM41 148H42V146H40ZM51 147H53V146H51ZM50 147V148H51ZM57 147V146H56ZM65 147H67V146H65ZM133 147H134V145H133ZM135 147V148H136ZM139 147V146H138ZM148 147V146H147ZM160 147V148H161ZM172 147V146H171ZM187 147V146H186ZM185 147V148H186ZM203 147H206L205 145L203 146ZM223 147H224V145H223ZM225 147H224V149H225ZM249 147H251V146H249ZM14 148V147H13ZM17 148V147H16ZM15 148V149H16ZM20 148V147H19ZM23 148V147H22ZM31 148V147H30ZM45 148V147H44ZM64 148V147H63ZM130 148V147H129ZM128 148V149H129ZM144 148H146V147H144ZM173 148H175V147H173ZM234 148V147H233ZM245 148V146H243V145H241V147H238V154L240 153L242 156L243 155H245V152H244V149ZM75 149V148H74ZM78 149V148H77ZM80 149V148H79ZM79 149L77 150V151H79ZM127 149V150H128ZM148 149V148H147ZM150 149H152V148H149V150ZM167 149V148H166ZM169 149H171V148H169ZM197 149H199L198 147H197ZM258 149V148H257ZM17 150H18V148H17ZM30 150V149H29ZM58 150V149H57ZM119 150H120V148H119ZM127 150H125V151H127ZM138 150V149H137ZM143 150V149H142ZM146 150V149H145ZM155 150H157V148L156 149H153V151H154V153L156 152H159L158 150L157 151H155ZM227 150V149H226ZM22 151V150H21ZM28 151V150H27ZM26 151V152H27ZM31 151V150H30ZM66 151V150H65ZM74 151V153L75 154H78V152L76 153L75 152V150H73ZM121 151V150H120ZM120 151H119V155H121V153H120ZM123 152H124V150H122ZM130 151V150H129ZM134 151V150H133ZM141 151V150H140ZM148 151V150H147ZM162 151H164V150H162ZM182 150H180V152H181ZM205 151V150H204ZM227 151H229V149L227 150ZM232 151H234V150H231V153H232ZM29 152V151H28ZM32 152V151H31ZM46 151H44V153H45ZM67 152V151H66ZM69 152V151H68ZM114 152V151H113ZM143 152V151H142ZM235 152V151H234ZM16 153V152H15ZM50 153V152H49ZM125 153V152H124ZM161 153H166L168 156H169V154L170 153H172L171 152V150H170V153L168 154V152H161ZM161 153H159V155L157 154V156H161ZM225 153H228V152H225ZM230 153V154H231ZM255 155V157L257 156L256 155V153L255 152H253ZM259 153V152H258ZM257 153V154H258ZM22 154V153H21ZM62 154V153H61ZM64 154H66V153H64ZM69 154V153H68ZM116 154V153H115ZM148 154V153H147ZM152 154V153H151ZM151 154H150V152H149V156H151ZM239 154V155H240ZM260 154V153H259ZM50 155H53V154H50ZM127 155H129V153L127 154ZM126 155V156H127ZM153 155V154H152ZM170 155H172V154H170ZM236 155H237V153H236ZM247 155H248V153L246 154V156L245 157H243L245 160H247L248 159V157H247ZM251 155H253L252 153H251ZM13 156H16V155H14V153H13ZM46 156L48 157V155L46 154ZM72 156H74V155H72ZM113 156V155H112ZM133 156H134V154H133ZM142 156V158L145 160V157L143 156V155H141ZM146 156V155H145ZM148 156V155H147ZM146 156V157H147ZM154 156V155H153ZM152 156V157H153ZM241 156V157H242ZM17 157V156H16ZM64 157V156H63ZM117 157V156H116ZM130 157H132V156H130ZM138 157V156H137ZM164 157H165V154H164ZM247 157V158H246ZM252 157V159H254L253 158V156H251ZM250 157V158H251ZM259 157V156H258ZM49 158H50V160H52L53 158H51V157H48V160H49ZM62 158V157H61ZM65 158V157H64ZM67 158V157H66ZM66 158H65V160H66ZM113 158V157H112ZM115 158V157H114ZM153 158H155V156L153 157ZM158 158H160V157H158ZM163 158V157H162ZM249 158V160H250V162H251V159ZM56 159H58V160H60L59 158H56ZM68 159V158H67ZM74 159H75V157H74ZM133 159H135V160H133V161H136V160H139L140 158H138V159H136V157L134 158L133 157ZM142 159V160H143ZM149 159H151V157H149ZM149 159H147V161L149 162L150 161V163L152 162L151 160H149ZM166 157L164 158V159H162L163 161L165 160L166 161ZM238 159V158H237ZM258 158H256V160H257ZM54 160V159H53ZM142 160H140L141 162H140V164H139V167H140V169H141V164H142V167H143V163H145V161H143L142 162ZM159 160V159H158ZM162 160H159V161H161V163L163 162ZM176 160H178V159H176ZM201 160H203V159H201ZM240 160V159H239ZM243 160V159H242ZM241 160V161H242ZM55 161V160H54ZM70 161V163H71V161L72 160H69ZM74 161V160H73ZM133 161H132V164L130 165L131 167H133L132 165H133ZM155 161V160H154ZM158 161V162H159ZM173 161H175V159L173 160ZM179 161V160H178ZM200 161V160H199ZM259 161V160H258ZM11 163H14V162H12V161H10ZM57 162H59V161H57ZM62 162V161H61ZM125 162V161H124ZM138 162V161H137ZM158 162H154L155 164H154V166L156 165V168H158V165H159V163ZM171 163H172V161H170ZM176 162V161H175ZM247 162V161H246ZM261 162V161H260ZM263 162V161H262ZM24 163V162H23ZM73 163V162H72ZM78 163H80V162H78ZM123 163V162H122ZM149 163V164H150ZM153 163V162H152ZM164 163V162H163ZM170 163V164H171ZM200 163V162H199ZM242 163V162H241ZM256 163V162H255ZM258 163V162H257ZM2 164V163H1ZM9 164V163H8ZM17 164V163H16ZM25 164H26V162H25ZM25 164H23V165H25ZM64 164V163H63ZM66 164V163H65ZM121 164V163H120ZM134 164H136L135 162H134ZM147 164V163H146ZM158 164V165H157ZM172 164H174V163H172ZM243 164H245V162L243 163ZM259 164V163H258ZM4 165H5V163H4ZM114 165V164H113ZM123 165H124V163H123ZM127 165V164H126ZM125 165V166H126ZM165 165V164H164ZM252 165V164H251ZM255 165H257V164H255ZM260 165V164H259ZM258 165V166H259ZM2 166V165H1ZM0 166V168H3V167H1ZM78 166V165H77ZM76 166V167H77ZM149 166V168H150V165H148ZM185 166V165H184ZM198 166V165H197ZM254 166V165H253ZM14 167H15V163H14ZM74 167V166H73ZM79 167H81V163H80V166ZM79 167H77L76 169L78 170L79 169ZM83 167V166H82ZM84 167H86V166H84ZM127 167V166H126ZM136 167H138V166H136ZM135 167V169H134V167H133V169L134 170H136V172H137V174H141V172H142V169H141V172H139L138 173V171H137V168ZM17 168H19V166H17ZM16 168V169H17ZM87 168V167H86ZM114 168L115 167H113V171H114ZM145 168V167H144ZM148 168V169H149ZM255 168H256V166H255ZM257 168H259V167H257ZM3 169H5V168H3ZM6 169H7V167H6ZM9 170H10V168H8ZM15 169V170H16ZM20 169V168H19ZM81 169V168H80ZM129 169V168H128ZM139 169V170H140ZM151 169H152V167H151ZM197 169V168H196ZM209 169V168H208ZM211 169H213V168H211ZM210 169V170H211ZM14 170V171H15ZM76 170V171H77ZM145 170H146V168H145ZM150 170V169H149ZM154 170L156 171V169H153V172H154ZM215 170V169H214ZM213 170V171H214ZM221 170V169H220ZM255 170V169H254ZM11 171V170H10ZM165 171H166V169H165ZM222 171V170H221ZM220 171V172H221ZM255 171H258V170H255ZM84 172V171H83ZM135 172V173H136ZM151 173H153L152 171H150ZM157 172V171H156ZM202 172V171H201ZM200 172V173H201ZM204 172V171H203ZM203 172L200 174V175H203ZM211 172H212V170H211ZM210 172V173H211ZM217 172V171H216ZM7 173H9V171L7 172ZM12 173V172H11ZM146 173V171H144L143 172V174H139L141 177H139V178H142V177H144V174ZM148 173H149V171H148ZM151 173H149V174H151ZM161 174H162V172H160ZM218 173V172H217ZM221 173H223V172H221ZM85 174H87V173H85ZM148 174V175H149ZM165 174V173H164ZM163 174V175H164ZM198 174H199V171H198ZM143 175V176H142ZM147 175V176H148ZM150 176V175H149ZM165 176V175H164ZM166 176H167V174H166ZM224 176V175H223ZM33 177V176H32ZM78 177V176H77ZM81 177V176H80ZM87 177V176H86ZM145 177H146V175H145ZM203 177V176H202ZM205 177H207V175L205 176ZM35 178V177H34ZM88 178V177H87ZM86 178V179H87ZM149 178V177H148ZM217 178H218V175H217ZM23 178H21V180H22ZM82 179V178H81ZM153 179V178H152ZM79 180V179H78ZM92 180V179H91ZM137 180H138V178H137ZM154 180V179H153ZM165 180V179H164ZM86 181V180H85ZM144 181V180H143ZM148 181H150V179L148 180ZM215 181V180H214ZM217 181V180H216ZM215 181V182H216ZM220 181V180H219ZM22 182H25V181H22ZM88 182V181H87ZM87 182H86V184H87ZM140 182V181H139ZM151 182V181H150ZM156 182H161V181H157L156 180ZM155 182V183H156ZM218 182V181H217ZM216 182V183H217ZM21 183V182H20ZM141 184H142V180H141V182H140ZM140 183H137V184H139L140 185ZM143 183H145V182H143ZM153 183V182H152ZM162 183H163V180H162ZM169 183V182H168ZM214 183V182H213ZM216 183H214V186H216L217 184ZM229 183V182H228ZM227 183V184H228ZM83 184H84V182H83ZM83 184H81L82 185V188L80 187V188H78L77 187V189H78V191H77V196H79V197H81L80 198V205L82 206L83 205V203H85V202H88V201H86L87 199H85L84 197H85V195L84 194H86V192L87 191H84L85 190V188L83 187V186H85V184L83 185ZM97 184V183H96ZM100 184V183H99ZM98 184V185H99ZM101 184H102V182H101ZM146 184V183H145ZM225 184H226V182H225ZM227 184H226V186H227ZM229 184H231V182L229 183ZM235 184V183H234ZM144 185V184H143ZM151 185V184H150ZM206 185V184H205ZM208 185H210V184H208ZM207 185V186H208ZM223 185V184H222ZM237 185H239V183L237 184ZM102 186V185H101ZM145 186V185H144ZM199 186V185H198ZM206 186V187H207ZM218 186H220V185H218ZM243 186V185H242ZM86 187V186H85ZM88 187V186H87ZM90 187V186H89ZM88 187V189H90ZM95 187V186H94ZM97 187V186H96ZM195 187H196V185H195ZM201 188L203 187V186H200ZM211 187H213V186H211ZM231 185H230V190H231ZM27 188V187H26ZM234 188V187H233ZM232 188V189H233ZM237 188V187H236ZM239 188V187H238ZM238 188L236 189V191L238 190ZM245 188H247V187H245ZM20 189V188H19ZM94 189H96V188H94ZM137 189V188H136ZM196 189V188H195ZM227 189V188H226ZM243 189V188H242ZM248 189V188H247ZM135 190V189H134ZM134 190H133V192H131V194H133L134 195ZM207 190H208V187H207ZM214 190L215 189H213V192H214ZM228 190V189H227ZM234 190V189H233ZM239 190H241V188L239 189ZM244 191L246 190V189H243ZM29 191V190H28ZM92 191H94V190H92ZM98 190H96V192L94 193V194H98L99 195V193L97 192ZM201 191H202V189H201ZM205 191V190H204ZM210 191V190H209ZM248 191V190H247ZM149 191H147V193H148ZM208 192V191H207ZM205 193L206 195H208V197H211V192H210V194L209 193ZM228 192H230L229 190H228ZM249 192V191H248ZM88 193V192H87ZM150 193V192H149ZM217 193V192H216ZM214 194V193H212V194H214L213 196H216L217 197V194ZM240 193H242V192H240ZM239 193V191H238V193L237 194H240ZM76 194V193H75ZM96 194V195H97ZM144 194H146V191H145V193ZM151 194V193H150ZM243 194V193H242ZM253 194V193H252ZM251 194V195H252ZM28 195V194H27ZM87 195V194H86ZM89 195V194H88ZM97 195V196H98ZM133 195H132V201H134L133 200ZM147 195V194H146ZM232 195V194H231ZM251 195H249V196H251ZM90 196H92L91 195V193H90V195H89V197ZM212 196V197H213ZM243 196V195H242ZM78 197V198H79ZM145 197V196H144ZM146 197H151L149 194L146 196ZM238 198L239 197H241V195L240 196H237ZM247 197V196H246ZM77 198V197H76ZM77 198V199H78ZM135 198V197H134ZM251 198H253L252 196H251ZM255 198V197H254ZM254 198H253V200H254ZM89 199V198H88ZM210 199V198H209ZM84 200H85V202H84ZM91 200H94V198L92 199L91 198ZM95 200H96V198H95ZM240 200H242V197H241V199ZM243 200H245V199H243ZM256 200V199H255ZM31 201V200H30ZM97 201H99V198H98V200ZM152 201V200H151ZM136 202V201H135ZM145 202V201H144ZM240 202H242V201H240ZM249 202V201H248ZM77 203H78V201H77ZM94 203V202H93ZM93 203H91L90 201L86 204V206H90L89 204H93ZM252 203V202H251ZM255 203V202H254ZM253 203V204H254ZM256 203H258V202H256ZM248 204V203H247ZM136 207H137V205H136V203L134 204ZM150 205V204H149ZM255 205V204H254ZM257 205V204H256ZM94 206V205H93ZM261 206H263V205H260L259 207L258 206H254L255 208H253V209H256V207L258 208L257 209V211L259 210V208L261 207ZM146 207V206H145ZM151 207V206H150ZM154 207V206H153ZM158 206H155V208H157ZM249 207H251V206H249ZM79 208V207H78ZM78 208H76V209H78ZM96 207L94 206V209H95ZM138 208V207H137ZM252 208V207H251ZM91 209V208H90ZM146 209V208H145ZM159 208H157V210H158ZM261 210L262 209H264V207L263 208H260ZM80 210H81V208H80ZM96 210H97V208H96ZM138 210H139V208H138ZM156 210V209H155ZM156 210V212H158ZM163 210V208L160 210L159 209V212H161ZM260 210V211H261ZM77 211V210H76ZM106 211V210H105ZM149 211H151V210H149ZM251 211V210H250ZM254 211V210H253ZM252 211V212H253ZM256 210H255V213L257 212ZM90 212V211H89ZM148 212V211H147ZM204 212H206V211H204ZM203 212V213H204ZM259 212V211H258ZM83 213V212H82ZM149 213V212H148ZM154 213H155V211L153 212V214L152 213H149V214H151L152 216L154 215ZM78 214H79V212H78ZM84 214V213H83ZM90 213H88V215H89ZM96 214H97V212H96ZM207 214V213H206ZM206 214H204V215H206ZM210 214V213H209ZM261 214V213H260ZM33 215H35V213L33 214ZM37 215V214H36ZM35 215V216H36ZM85 215H86V213H85ZM85 215H84V217H85ZM98 215V214H97ZM96 215V216H97ZM147 215V214H146ZM32 216V215H31ZM87 216V215H86ZM93 216H95V212H94V215L92 214V216H90L91 218L93 217ZM150 216V215H149ZM33 217V216H32ZM32 217H30L31 218V220H32ZM83 217V218H84ZM87 217H89V216H87ZM137 217H139V215H137ZM23 218V217H22ZM42 218V217H41ZM79 218V217H78ZM96 218H98V217H96ZM134 218V217H133ZM135 218H136V216H135ZM152 218H154V217H152ZM165 218V217H164ZM204 219L203 217H200V219L199 220H202V219ZM217 218V217H216ZM220 218V217H219ZM225 218V217H224ZM228 218H230V217H228ZM250 218H252V217H250ZM256 217H254V219H255ZM85 219V218H84ZM93 219V218H92ZM139 219V218H138ZM138 219H137V221H138ZM172 221H174V219L171 217L170 218ZM211 219L212 220H216V219H213L212 217H211ZM94 220V219H93ZM134 220H136V219H134ZM163 220H166V218L165 219H163ZM169 220V219H168ZM205 220H207L206 218H205ZM204 220V221H205ZM210 220V219H209ZM212 220H210L211 221V224L214 222H212ZM225 220H227V219H225ZM260 220V219H259ZM22 221V220H21ZM92 221V220H91ZM167 221V220H166ZM172 221H170L169 222V224H170V227H171V225H172V223H173V226H175V224H174V222H176V221H174V222H172ZM193 222H194V220H192ZM230 221V220H229ZM263 221V220H262ZM39 222V221H38ZM44 222V221H43ZM45 222H46V225L47 224H49V221L48 220H46L45 219ZM89 222H90V220H89ZM178 222L179 221H177V224H178ZM184 222V221H183ZM195 222H196V220H195ZM216 222H218V221H216ZM225 222H228V221H225ZM239 222V221H238ZM258 222H261V221H258ZM264 222V221H263ZM33 223V222H32ZM36 223V222H35ZM86 223V222H85ZM166 223L167 222H165V223H163L164 224V226L166 225ZM202 223H203V220H202ZM205 223V222H204ZM203 223V225L205 226V224ZM38 224V223H37ZM87 224V223H86ZM176 224V225H177ZM194 224H196V223H194ZM216 224H219V222L218 223H216ZM223 224H225V223H223ZM222 224V225H223ZM233 224V223H232ZM237 224V223H236ZM241 224V223H240ZM249 224V223H248ZM33 225H35V224H33ZM39 225V224H38ZM37 225V226H38ZM146 225V224H145ZM148 225V224H147ZM167 225H168V223H167ZM192 225V224H191ZM209 225H210V223H209ZM212 225H215L214 223L212 224ZM220 226V227H223V226ZM261 225V224H260ZM57 226V225H56ZM82 226H84V223H83V225ZM135 226V225H134ZM144 226V225H143ZM157 226H158V224H157ZM162 226V225H161ZM217 226V225H216ZM251 226V225H250ZM39 227V226H38ZM77 226H75V228H76ZM135 227H137V226H135ZM145 227H149V226H145ZM159 227V226H158ZM163 227V226H162ZM169 227V226H168ZM188 227V226H187ZM199 227V226H198ZM206 227V226H205ZM207 227H210V226H207ZM225 227V226H224ZM232 227H233V225H232ZM248 227V226H247ZM34 228V227H33ZM79 228H81V226L79 227ZM83 228H85V226L83 227ZM87 228H88V226H87ZM138 228V227H137ZM165 228L167 229V227L165 226ZM178 229H179V226L177 227ZM194 228V227H193ZM214 228V227H213ZM226 228V227H225ZM229 228V227H228ZM249 228V227H248ZM257 228H258V226H257ZM31 229V228H30ZM76 229H78V227L76 228ZM98 229V228H97ZM136 229V228H135ZM138 229H140V228H138ZM144 229V228H143ZM150 229V228H149ZM157 229V228H156ZM178 229H176V230H178ZM211 229V228H210ZM209 229V230H210ZM227 229V228H226ZM254 229H256V228H254ZM37 230H38V228H37ZM83 230V229H82ZM81 229L78 231V232H80V231H82ZM88 230V229H87ZM92 231H93V229H91ZM90 230V231H91ZM99 230V229H98ZM137 230V229H136ZM208 229H205V231H207ZM212 230V229H211ZM211 230H210V233H211ZM214 230H216V229H214ZM222 230V229H221ZM223 230H225V229H223ZM231 230V229H230ZM229 230V231H230ZM241 230H243V229H241ZM39 231L40 232H44V233H46V229H45V226H42L41 228H39ZM77 231V230H76ZM134 231V230H133ZM193 231V230H192ZM202 231H204V229L202 230ZM218 231V230H217ZM239 231V230H238ZM255 231V230H254ZM257 231V230H256ZM39 232V233H40ZM88 232V231H87ZM94 232V231H93ZM97 232H99V231H96V233ZM137 232V231H136ZM139 232V231H138ZM176 232V231H175ZM207 232H209V231H207ZM207 232H205L206 233V235L208 234ZM227 232V231H226ZM231 232V231H230ZM230 232L228 233V234H230ZM261 232H264V231H261ZM38 233V234H39ZM81 233V232H80ZM85 233V232H84ZM91 233V232H90ZM172 233H174V232H172ZM196 233V232H195ZM217 233V232H216ZM37 234V235H38ZM54 234V230L52 231V229H50V231L48 232V235H49V237L51 236V235H53ZM140 234V233H139ZM161 234V233H160ZM188 234V233H187ZM199 234V233H198ZM212 235H213V233H211ZM254 234V232L252 233V235L251 234H246L245 233V235H243L244 237H245V239L244 238H242V239H244L245 240V243H243L242 244V247H244L245 248V250L244 249H242L243 251H245V252H243L242 254H241V252L239 253V252H236L234 249H233V247H234V245H235V242H238V240L237 241H234V239L235 238H237V237H234L235 235L234 234H232V232H231V234L229 235V236H227V237H229V238H227V241H226V243L227 244H230V247H226L225 246V241H223V242H221L220 240H219V242L218 241H216V242H212L210 245H211V247L206 251V253L208 254V255H206V253H204V250H203V253L201 252H199L198 251V253H200V254H205V256L203 255L202 257H201V259L203 258V259H206L202 264H208V263H210V261L209 260H207V256H210V258H211V256L213 257V258H215L216 259V261H218V259H220L221 261H220V263H222V264H264V239H261L260 237H258V236H255V235H257V234H255V235H253ZM262 234V233H261ZM260 234V235H261ZM41 235H43V234H41ZM47 235V234H46ZM73 235V234H72ZM82 235V234H81ZM132 235L134 236L135 234L132 232ZM176 236L178 235V233L177 234H175ZM190 235V234H189ZM193 235V234H192ZM200 235V234H199ZM198 235V236H199ZM202 235H203V232H202ZM206 235H204V237H206V240L208 241V240H210V238H208L207 239V236ZM226 235H227V233H226ZM226 235H225V233H224V236L226 237ZM239 236H241V233L240 234H238ZM259 235V234H258ZM35 236H36V234H35ZM40 236V235H39ZM74 236V235H73ZM165 236V235H164ZM167 236V235H166ZM179 236L181 237L182 235H180L179 234ZM191 236V235H190ZM190 236H188V237H190ZM196 236H197V234H196ZM196 236H194V237H196ZM208 236H210L209 234H208ZM220 236H221V234H220ZM223 236V237H224ZM238 236V237H239ZM43 237V236H42ZM132 237V236H131ZM168 237V236H167ZM178 237V236H177ZM184 237V236H183ZM215 237V236H214ZM219 237V236H218ZM242 237V236H241ZM262 237V236H261ZM159 238V237H158ZM165 238V237H164ZM175 238V237H174ZM184 238H186V237H184ZM198 238V237H197ZM196 238V239H197ZM201 238V237H200ZM82 239V238H81ZM89 239V238H88ZM92 239V238H91ZM132 239H134V237L132 238ZM137 238L135 237V240H136ZM178 239H180V238H176V241L178 240ZM181 239H183V238H181ZM195 239V238H194ZM195 239V240H196ZM218 239H221V238H218ZM226 239V238H225ZM239 239H240V237H239ZM83 240V239H82ZM134 240V241H135ZM172 240V239H171ZM170 240V241H171ZM187 240V239H186ZM198 241H199V239H197ZM197 240L196 241H193V244L195 245L196 243L198 244V243H204L203 241H201V242H197ZM202 240V239H201ZM79 241V240H78ZM78 241H76V242H78ZM81 241V240H80ZM99 241H100V239H99ZM173 242H174V239L172 240ZM172 241L170 242V244L172 243ZM179 241V240H178ZM177 241V242H178ZM188 241V240H187ZM205 241V240H204ZM207 241H205V242H207ZM20 242V241H19ZM18 242V243H19ZM75 242V244H77ZM87 242V241H86ZM132 242H133V240H132ZM191 242V241H190ZM195 242V243H194ZM209 242V241H208ZM92 243V242H91ZM94 244H95V242H93ZM99 243H101V242H99ZM169 243V242H168ZM168 243H166V244H168ZM174 243H176V242H174ZM174 243L173 244H168V245H170V247L172 246V245H174ZM199 244V248L201 249V247H200V245L202 246L203 244ZM177 244H179V243H177ZM186 244H187V242H186ZM186 244H185V246H186ZM196 244V245H197ZM78 245V244H77ZM93 245V244H92ZM180 245V244H179ZM195 245V246H196ZM233 245V246H232ZM241 245V244H240ZM244 245V246H243ZM96 246V245H95ZM160 246V245H159ZM175 246V245H174ZM173 246V247H174ZM207 246H209V245H207V243H206V246L205 245H203V247L205 248V247H207ZM232 246V247H231ZM79 247H81V246H79ZM92 247V246H91ZM91 247H89V248H91ZM98 247V246H97ZM184 247V246H183ZM191 247H194V246H191ZM190 247V248H191ZM85 248V247H84ZM94 249H96V247H93ZM133 248V247H132ZM186 248V247H185ZM184 248V249H185ZM196 248H198V246L196 247ZM81 249V248H80ZM166 249H168V248H166ZM175 249V248H174ZM187 249V248H186ZM84 250V249H83ZM83 250H82V252L81 253H83ZM92 250V249H91ZM132 250V249H131ZM136 249H135V247L133 248V251H135ZM171 250V249H170ZM188 250V249H187ZM190 250H192V249H190ZM194 250V249H193ZM79 252H80V250H78ZM90 251V250H89ZM197 251V250H196ZM202 251V250H201ZM235 251V252H234ZM87 252V251H86ZM137 252V251H136ZM181 252V251H180ZM90 253V252H89ZM151 252H149V254H150ZM169 253V252H168ZM167 253V254H168ZM174 253H175V251H174ZM69 254V253H68ZM84 254V253H83ZM82 254V255H83ZM137 254V253H136ZM166 254V255H167ZM189 254V253H188ZM89 255V254H88ZM132 255H134V253L132 254ZM176 255V254H175ZM190 256H189V258L191 259V261H192V257H191V254H189ZM86 256H87V253H86ZM30 257V256H29ZM176 257V256H175ZM179 258L180 257H182V259H183V256H178ZM194 257H196V256H194ZM34 259H35V257H33ZM165 258H167L166 256H165ZM169 258H170V254H169ZM172 258V257H171ZM171 258L169 259L170 261H171ZM174 258V257H173ZM178 258V259H179ZM187 258H188V256H187ZM30 259V258H29ZM43 259V258H42ZM199 259V258H198ZM198 259H195L194 258V260H198ZM212 259V258H211ZM229 259L231 260V259H233V261L231 260V261H229ZM31 260V259H30ZM40 260V259H39ZM173 260V259H172ZM181 260V259H180ZM36 261V260H35ZM41 261V260H40ZM176 261V260H175ZM212 261V260H211ZM215 261V262H216ZM37 262H38V260H37ZM166 262V261H165ZM179 262V261H178ZM181 262V261H180ZM189 262V261H188ZM176 263V262H175ZM213 263V262H212ZM219 263V262H218ZM36 264V263H35ZM42 264H44L43 262H42ZM124 264V263H123ZM177 264V263H176ZM182 264H184V263H182ZM215 264V263H214Z\"/></svg>","mask_w":264,"mask_h":264}]
</instances>
